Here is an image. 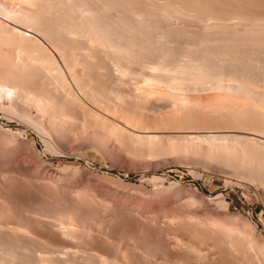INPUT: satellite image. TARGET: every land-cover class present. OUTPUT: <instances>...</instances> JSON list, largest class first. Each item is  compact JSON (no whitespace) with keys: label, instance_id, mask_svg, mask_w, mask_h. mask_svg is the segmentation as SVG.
<instances>
[{"label":"rangeland","instance_id":"374dc122","mask_svg":"<svg viewBox=\"0 0 264 264\" xmlns=\"http://www.w3.org/2000/svg\"><path fill=\"white\" fill-rule=\"evenodd\" d=\"M0 1H1V4L2 3L7 4V5H2L0 7V8L3 7L2 9H0V39L2 38L0 40V42H4V43H0V51H1L0 52V61H1L0 65L3 64V67L0 66V71L2 70L0 72V74H2V76L4 75L5 77L9 76L7 78H5V77L4 78L5 79H11V81L6 80L7 84H9L10 87L14 86L16 84L15 82H18V81L23 79L22 81H20V84H19V82L16 84V87L20 85L19 89H21V91H23L25 94H27L28 97L31 96V98H26V99H30V101H28V102L31 104H29L26 101V99H24L27 103L26 108L27 109L30 108V109H28L29 110L28 112H31L30 117L23 115L24 113H23L22 109L20 107L18 108L17 106H15L14 103H12V100H10L11 96H9L8 94L3 95V97L0 96V191H1V193H0V231H1L0 232V254H1L0 260L1 259L3 260V262H2V260L0 261V264H1V262H2V264H9V263L11 264V262H10L11 260H12V264H18V262H20V264H27L28 262H30L28 264H44V263L48 264L49 262H50L49 264H57L56 261L58 262V264L59 263H61V264H63V263L64 264H78V262H79V264H96V263L102 264V263H100L102 261H103V264H118V263L119 264H151V263H153V264H167V263L168 264H264V152L252 144H251L252 147H250V144L246 145V144H243L242 142L239 143L240 141H236V143H235V140H234L233 142H231V137H229L230 139L227 137H226L227 139H224V137L223 138L222 137H219V138L216 137V138H218V139L214 138L217 140V141L214 140L216 142H212L211 141L212 139H210L211 138L210 134H212L214 132L216 133V130H217V132L218 131L223 132V129L224 130L227 129L225 131H228V128H229V131H233L234 127H235L234 130L240 129L239 128L240 125H242L241 128H244L247 126L249 129V127H250L251 131H255V132H258V131H256L258 129L259 133H260V130L264 129V126H263V128H261L263 125V123H261V122H264V119L259 117L262 115V113H261V111L263 110L262 108H264V102H262V101H264V97H263V99L261 98L264 95L263 92L260 95L261 92L260 91L258 92V90L248 89V90H251L253 92L247 91L245 89L239 88L238 84H236V83L235 84L233 82L230 83L231 81H229V80H227V81L225 80L223 83V86H220L217 84L215 85V82L212 84V82L210 80H209L210 83H209V81H208V83L204 82L205 85L203 82L202 83H195L193 85L194 82L192 83V81L185 76H183L184 78L181 76L179 78V80L181 82H178V84H180V85L177 84L175 86L174 85L170 86L169 82H166L167 83L166 84L164 81H163L164 83L160 82L161 84L159 83V85L155 83L158 81H155V82L149 81L150 83L146 82L147 81L146 78L150 77V75L148 76V73H150V74L155 73L154 71L156 69H152L151 67H154V65L156 64V61L160 62V60L161 61L165 60V62L169 63V65H171V64L173 65V63H174V65L177 63H187L190 60L189 59L190 57L194 58V59L198 58L199 60L202 58L201 60H203L204 57L207 58V54L212 55V54H210V52L212 53L214 51L216 53L218 52L217 56H220V54H222L221 55V57H222L223 52L225 53V51H226V53H228V51H229V53L236 52L237 51L236 47L240 51L242 49V52L237 51L240 53L239 56H242V57L245 56V58L251 57L250 59L254 58V60H256V59L259 60V57H260V59L262 57V60H263L264 59V47H263L264 46V30H262V28H260V27L264 28V26H263L264 25V16H263V14H264V8H263L264 7V0H255V1L254 0H252V1L251 0L250 1L249 0H245V1H243V0H238V1L236 0L235 1L234 0V2H233V0H231L230 2H229V0L228 1L220 0V1H217V3L222 2V4H220V3H219L220 5L218 4L219 6L217 5L216 1L213 0V1H215L216 8H218V9H215V7H214L215 3L212 1L210 3L209 0L208 1L205 0V2L203 0L201 2H200V0H196V1H194V0H192V1L181 0V1H184L183 3L180 2V0L179 1L178 0H170V1L169 0H158V1L157 0L156 1L150 0L152 3L149 0H132V1L131 0H125V1L124 0H117V1L115 0L116 4H114V5H113V3H115L114 0H111V1L110 0H100V1L91 0V5H90L91 8L94 7L93 11L95 13L98 10L97 13H99V20L102 19V21L101 20L100 21L103 22L102 24H104L103 28L101 26L102 30L105 31L104 29H106V28H104V26L105 27H108V26L113 27V28L109 27L106 30L111 32V33H108V31H107L108 37L110 36V40H112V44L114 43L113 44L114 46L109 45L108 48H106L107 47L106 46L104 49L103 48L104 46H102V44H100L101 48H98L99 50L97 49V47H100L99 45L97 47H94L97 50L94 48H90V47L87 50L86 46L88 47V45H87V43L85 45V41H84V39H85L87 42L86 34H84L85 36L78 35L79 39L78 38L76 39L78 42L75 41V43L73 44V42H71L73 39L67 37L65 34H63L61 36V33H59L60 30L57 29L58 25L56 23L54 24V21L58 22L57 21L58 19H59V24H61L62 21H64V22L66 21V23H67V21H69V18H70L71 19L70 21L73 22L72 23L69 21L70 24L72 23V25H70V26L76 25V26L80 27V24L86 23L87 20L88 21L93 20L94 19L93 12L92 11L90 13L87 12V11H90L89 10L90 7L87 6V8H86L84 2H78V0L77 1L72 0L73 1V3H72V1H70V0H69L70 2H66L67 0H60L62 3L61 4L59 0H56L55 2H54V0H53V2H52V0H48V3H47V0H45V4H48V5H45V4L42 5L39 2H38V4H36L37 0H34L35 2H33V3H30L28 0H26V2H23L24 0H18V1L17 0H9L12 2V4H11V2H9V4H8L7 3L8 0H0ZM42 1H44V0H42ZM74 1L77 2V6L78 5L80 6V7H76L78 9V11H76V12H75V10H77V9L75 8ZM82 1H84V0H82ZM167 1H169V3H171L172 5L169 4ZM186 1L191 2V5H193L195 2H197V3L199 2L200 6H199V4L195 3V5L197 6L196 8L199 10L202 9L204 13L202 11L201 12L204 14V16L207 15V13L212 12L213 8L215 9L216 12L221 10L222 7H224V8H223V10H221V13H222V14H220L221 17L219 15H218L219 17H217V15H214V13H216L214 11H213L214 13L213 12L211 13L213 16L216 17L215 21H214V18H212L213 20L211 19V17H212V16H210L211 14H208L210 18L207 15V17L209 19L207 17H205V18L199 17L200 11H198L195 8V6H192L193 9L191 7H189L191 5H190V3L188 5V3ZM206 1L208 3H206ZM240 1L242 4L236 5V2H238L237 4H239ZM20 2H22V3H20ZM31 2H32V0H31ZM65 2H66V4H65ZM96 2H98V3H96ZM123 2H125L126 4ZM179 2L181 4H185L187 6L181 5ZM203 2L206 3L207 5L204 4ZM223 2H225V3H223ZM250 2H252V4H255V5L250 4ZM52 3H55V4H52ZM58 3H60V4H58ZM67 3H69V4H67ZM82 3H83V5H82ZM93 3H95V4L93 5ZM101 3H102V5H101ZM131 3H132V5H131ZM137 3H139V5ZM158 3L161 4L162 6L159 5ZM166 3H168L169 7ZM176 3H178V4H176ZM212 3H214V5H212ZM27 4H29V5L27 6ZM34 4H35V6H34ZM121 4H123V5H121ZM144 4H146V5H144ZM154 4L157 5L158 7L155 6ZM163 4L164 5L166 4L165 5L166 8H165V6H163ZM173 4H175V6ZM209 4H211V5H209ZM224 4H226L227 6L229 4H231V5L234 4L232 6H234V7L236 6L235 9L239 10L238 12L241 13V14L240 13L239 14L238 13L231 14L229 12L231 14L229 16L230 20L233 18L235 20V22H233L234 20L229 22V18H228L229 13L227 14V12H226L227 15L225 16V19H224L223 16L225 15V13H223L222 11L225 12L228 9V7H226V5H224ZM67 5H68V9L69 8L73 9V6H74V8H75V10L73 9L74 13L71 9L70 10L72 11V13L70 10H69V12H67V10H68V9H66ZM117 5L119 7H121V9ZM149 5H151V6H149ZM170 5H171V8H170ZM202 5H204V6H202ZM205 5L207 7H213V8H205V10H204V7H206ZM221 5H223V6H221ZM248 5H250L251 7ZM6 6L8 8L11 7L12 9H10V8L4 9ZM63 6L65 7V9L62 11V8H64ZM113 6L115 7V9L118 8L117 9L118 11L115 10L113 8ZM154 6H155L154 12H150V11H153ZM173 6L174 7L178 6V8L176 7L177 9H175V8H173ZM184 6L187 9H185ZM201 6L203 8H201ZM232 6L229 5L230 11L235 10L234 8L232 9ZM237 6H241V9H240V7H237ZM22 7H23V10L21 11ZM46 7L49 10H47ZM97 7H100V8H97ZM106 7H108L109 9ZM156 7H157V9H156ZM159 7H160V9H159ZM179 7H181V8L183 7L182 9L185 10L186 16H184L185 14H182V13H184V11H181L182 9L180 10ZM254 7H255V9H254ZM257 7H259V9ZM85 8L88 10H85ZM129 8H130V10H129ZM164 8H165V10H164ZM169 8H170V10H169L170 13L168 11ZM194 8H195V10H194ZM225 8H227V9H225ZM243 8H245V9H243ZM110 9H113V11ZM122 9H126V11H124ZM127 9L129 10V12L127 11ZM135 9H136V11H135ZM141 9H142V11H141ZM144 9H146L145 10L146 12L144 11ZM207 9H211L212 11L207 10ZM79 10H80V12H79ZM108 10H110V11H108ZM120 10H121V12H120ZM158 10L161 11V13ZM193 10H194V12H193ZM237 10H235V11L237 12ZM247 10L251 12V13L249 12L251 14V17H250V14L247 12ZM106 11H108L109 13ZM137 11L141 15L138 14ZM155 11L157 13H155ZM174 11H175V16H174ZM178 11L182 12L179 14L180 16L177 15ZM195 11H197L198 14L195 13ZM31 12H32V14H31ZM48 12H49V14H46ZM63 12H64V14H63ZM65 12H67L66 14L68 15L67 16L68 18H66ZM78 12H79L80 16H79ZM86 12L89 13L90 15L87 14ZM117 12L120 13L121 16L123 15L122 16L123 18H121L120 14H117ZM144 12L147 13L145 18H144V16H142V14L145 15ZM191 12L193 13V15L188 16L187 14L188 13L192 14ZM51 13H54L53 14L54 16H52ZM69 13L72 15H70ZM76 13L79 17V18L77 17L78 19L74 18L75 16H77ZM102 13H104V14L102 15ZM125 13H128L127 15L129 16L130 19L128 18V16ZM133 13H135V14L137 13L139 16L135 17L134 16L135 14H133ZM148 13L149 14L153 13L155 15V17H156L155 21L153 19L154 18L153 14L152 15L150 14L151 15L150 16ZM171 13H173V14H171ZM202 13H200V16H202L201 15ZM219 13H220V11L218 12V14ZM242 13H244L245 17L242 16L243 15ZM165 14H166V16H165ZM14 15H15V17H14ZM27 15H29L30 17ZM32 15L35 16L36 18L35 17L33 18ZM49 15H50V18H49ZM63 15H64V17H63ZM109 15H110V17H108ZM113 15H115V16H113ZM147 15H148V17H147ZM156 15H159L160 18ZM170 15H171V17H173L172 18L173 21L169 17ZM196 15H198V16H196ZM18 16L21 18L24 16L26 19L25 18L21 19ZM40 16L44 17V19L41 18ZM71 16L73 17V19ZM192 16H194V17H192ZM231 16H232V18H231ZM236 16H237V19H235ZM239 16H241V18ZM17 17H18V19H17ZM39 17L41 20H39ZM55 17L57 18V20L55 19ZM80 17L84 20H82ZM84 17H86L88 19H86ZM151 17H152V19H151ZM185 17L187 20L184 19ZM222 17H223L224 21L219 20V18L222 19ZM249 17H250V19H249ZM256 17H258V18H256ZM90 18H92V19H90ZM135 18L136 19L138 18L139 21H138V19L136 20ZM157 18H159V19H157ZM166 18H167V20L169 19L167 21V24H169V25L165 24L164 20H166ZM179 18H182L184 21L185 20L186 21L182 22L183 20L179 19ZM194 18H195V20H192ZM206 18L209 22L207 20H206L207 22L204 21ZM30 19H32V20H30ZM45 19H47V20H45ZM134 19H135V21H134ZM170 19H171V21H170ZM217 19L222 22V23L221 22L219 23L221 25L224 24L225 21H226L225 24H227L228 22L230 24H232V23L233 24L232 25H228V24L225 25L224 24L227 27L222 25L225 28H223L220 25V27L223 28V29H221L222 31H220L219 25L218 26L215 25L217 22H219ZM252 19L253 20L255 19L254 21L256 23L254 22V24H253ZM256 19H258V20H256ZM42 20H43V22L45 20V22L47 24H45V22L41 23ZM49 20H51L53 22L50 24L51 21H49ZM108 20H109V24H108ZM114 20H115V22H114ZM120 20H121V22H120ZM147 20H148V22H147ZM160 20L162 22H160ZM178 20H180V23ZM111 21H113L115 24L114 23L112 24ZM187 21H189V23H191V24H187L188 23ZM200 21H203L204 23L200 22ZM239 21H241L240 23L242 25L241 24L237 25L239 23ZM242 21H244L243 23H245V26L247 25L250 27L246 28V29H245V27L243 28ZM246 21L250 22L251 25H250V23H247ZM262 21H263V23H261ZM31 22H32V24H31ZM34 22H36V23H34ZM64 22H62V24H65ZM75 22H77L78 24ZM142 22L145 25H142ZM170 22H171V25H170ZM174 22L176 24H178L179 26L176 25ZM195 22L196 23L199 22L198 24H201V25H197ZM205 22H206V24H205ZM127 23H128V25H127ZM133 23H135L139 27H137ZM139 23H140V25H139ZM152 23H154L155 25ZM208 23H209V26L207 25ZM23 24H24V26H23ZM43 24H45V26L48 25V27H44ZM180 24H181V26H180ZM210 24H211V26H210ZM212 24H214L215 27L216 26L217 27L215 28ZM34 25H35V28H34ZM36 25H37V27H36ZM49 25H52V26H49ZM117 25H119V27ZM123 25H124V27H122ZM133 25H134V27H133ZM150 25L153 26L154 29H151L152 27ZM163 25L164 26L167 25V26L163 27ZM194 25H196V26H194ZM203 25H204V27L202 28L201 26H203ZM254 25L257 27L253 28L252 26H254ZM260 25H262V26H260ZM29 26H31V27H29ZM144 26H146V28ZM173 26H174V28H172ZM185 26H186V28H185ZM191 26H193V27H191ZM228 26H230V27H228ZM240 26H241V28H239ZM258 26H260V27H258ZM19 27H20V29H23L24 31H27V32L23 33V32L18 31L17 29ZM114 27H116V28L114 29ZM169 27H171V28H169ZM218 27H219V29H218ZM231 27H233L234 29H232ZM7 28H8V30H7ZM31 28H33V29H31ZM42 28L46 29V30H43ZM122 28L123 29L125 28V30H122ZM160 28H161V30H160ZM163 28H165L164 30H170L167 32L165 31L166 34H168V33H170V34L166 35L164 33V31L162 30ZM226 28H229V30ZM230 28H231V30H230ZM250 28L252 30H250ZM257 28H260V30H262V31H260L259 29L257 30ZM40 29L43 31V34H42V31H40ZM118 29L120 31H118ZM143 29H144V32H143ZM208 29L210 31H208ZM12 30H14V31H12ZM50 30H52V31H50ZM134 30H136L137 32ZM139 30H140V32H139ZM145 30H147V31H145ZM153 30H155V31H153ZM176 30H177V32L179 31V33H177ZM194 30H196L195 31L196 34L193 32ZM225 30H227V31H225ZM244 30L246 31V34H244L245 33ZM253 30H254V32H253ZM45 31L46 32H52L53 36L56 35L55 37H53V41L52 40L49 41V39H52V36H51V38H50V36L48 38V36H46ZM53 31H55V32H53ZM97 31H98V29H97ZM125 31H126V33L129 32L127 34V36L125 35L126 33H124ZM148 31L149 32L151 31L150 33H152L155 36L152 37V34H150ZM183 31H185V32H183ZM203 31H206V32H203ZM217 31L219 33H216ZM39 32H41V33H39ZM44 32H45V34H44ZM200 32H203L204 34L200 33ZM210 32H215L216 34L215 33L209 34ZM220 32H221V34H220ZM92 33H93V35L90 34V35H92V38L98 37V35H96L97 33L95 30ZM131 33H134V34L132 35ZM141 33L143 35H141ZM156 33H158L157 36H156ZM159 33H160V35H159ZM173 33H174V35L176 34L177 36H179V35H181V36L180 37H177L176 35L174 36ZM185 33H187V34L189 33L192 35L186 34L184 36L183 34H185ZM197 33L199 34V36ZM227 33H229L231 35H229ZM232 33H235V35ZM260 33H261V36H260ZM58 34L61 36V38ZM94 34L96 35V37ZM205 34L207 36H205ZM212 34L214 36L215 41H214L213 37L211 38ZM217 34H219L220 36L222 35V36L218 37ZM248 34H250V35L252 34L251 37H254V38L251 39V37H249L250 35H248ZM3 35H5V37ZM90 35H88V36L90 37ZM119 35L121 36L120 39L123 38L122 40L119 39V37H120ZM209 35H211V36L209 37ZM215 35L217 36L218 41L221 38L220 40H223V41L225 40V42L220 41V42H222V44L220 42H219L220 44L218 43L219 45L216 44L217 38H215ZM227 35H229L230 38L232 37L231 38L232 40H230V38ZM232 35H234V36H232ZM240 35H243V37H244V38H242V40H241ZM36 36H38V37H36ZM168 36H169V38H168ZM188 36L189 37L192 36V37H190V39L195 38V40L193 39L195 42H193L191 39L192 44L190 42L188 43L187 39L190 41ZM63 37H65L66 39H64ZM115 37H117V38H115ZM156 37L158 38V40ZM181 37H183V38H181ZM258 37L260 39H262L261 40L262 42L258 39ZM129 38H131L130 40H132V39L133 40L130 41ZM150 38L152 39V41ZM154 38H155V40H154ZM184 38L186 39V41ZM197 38H198V40H197ZM239 38H240V40H239ZM255 38H257V41H255V43H252V42H254ZM3 39H5V40L3 41ZM97 39H99V37ZM117 39H118V42H117ZM134 39H135V41H134ZM203 39L205 41L209 39L208 44L206 43V45H208L207 48L205 47L206 46L205 43L203 44V42H205ZM243 39L244 40L246 39V40L244 41ZM60 40H62L61 41L62 43L59 44ZM144 40H145V42H144ZM171 40L173 41V43ZM211 40L213 41V45L211 44L212 43ZM234 40L235 41L239 40L237 42L238 44ZM14 41H15V43H14ZM51 41L54 44H52ZM56 41H58V43H56ZM68 41H69V43H68ZM113 41H115V42H113ZM156 41H158V42H156ZM228 41H230V42L234 41L237 44V46H236V44L234 45L233 42L230 43ZM243 41L245 43H243ZM80 42L82 43V45L81 44L78 45V43H80ZM124 42H127V43H124ZM135 42H137V43H135ZM176 42L177 43L180 42V43L176 44ZM200 42H202V43H200ZM35 43H38V45L37 44L35 45ZM46 43H47V45H46ZM122 43L125 44V45L123 44V46H125V47L122 48L124 51L122 50L119 52V51H117L118 49L115 46L117 44H119V46H122ZM128 43H130V44H128ZM150 43H153V44L156 43V44L152 45ZM227 43H228V45H226ZM229 43H230V45H229ZM241 43H242V45H241ZM69 44H71L72 46ZM131 44H133V45H131ZM134 44H136V45H134ZM137 44H139V45H137ZM160 44H162V45H160ZM171 44L175 45V46L170 47ZM261 44H262V46H261ZM54 45H56V48L58 50L55 48ZM64 45H66V46H64ZM147 45H149V46L147 47ZM177 45L179 46V49H178ZM192 45L194 47H196L197 50H196V48L194 49V47H192ZM203 45H205V46H203ZM61 46L63 47V49ZM126 46H128L130 49H132V51H128ZM137 46H139V48ZM199 46H200V48H199ZM233 46L236 50L233 48ZM256 46H257V48H256ZM180 47H181V52H179ZM201 47H205V48H201ZM227 47H230V48H227ZM125 48L127 51L125 50ZM147 48H150V50ZM173 48H174V50L172 51ZM212 48H214V49H212ZM250 48H252V49H250ZM91 49H93V50H91ZM101 49H103V52L101 51ZM152 49H153V51L151 52ZM168 49L171 51H169ZM175 49L177 50L179 55L176 54L177 52L175 51ZM71 50H73V51H71ZM75 50H76V52H75ZM104 50L106 51L105 53H104ZM107 50H108V52H107ZM186 50H188L190 52L188 53V51H186ZM61 51H63V52H61ZM83 51L85 52V54ZM111 51H114V52H111ZM116 51H117V54L115 53ZM121 52H123V53H121ZM135 52L138 54H136ZM169 52H170V54H169ZM171 52H174V53H171ZM191 52L193 53L194 56L191 55L192 54ZM12 53H13V55H12ZM61 53H63V55ZM71 53L74 55H72ZM87 53H89V56ZM108 53L109 54L111 53L114 55L112 56L111 54L109 55ZM119 53H120V55H119ZM140 53H141V55L139 56ZM165 53H167V54L165 55ZM78 54H79V56H77ZM103 54H105V55H103ZM106 54H107V56H106ZM144 54H147V55H144ZM149 54H151V55H149ZM251 54H253V55H251ZM41 55H44V57ZM48 55L49 56L52 55V56L47 58L46 56H48ZM61 55L63 56L64 61L62 60ZM136 55H138V56L136 57ZM189 55H191V56L188 57ZM256 55L258 58H255ZM132 56H133V58H132ZM163 56L165 57V59H163ZM180 56H182V57L180 58ZM252 56H253V58H252ZM14 57H15V59H14ZM39 57H41V58H39ZM107 57H109L108 58L109 60L107 59ZM123 57H124V59H123ZM138 57H140L139 59H141V60H139ZM154 57H156V58H154ZM167 57H169V58H167ZM171 57L175 58V59H172ZM5 58L7 60H5ZM52 58H53V61H55L53 63H51ZM55 58L57 61L54 60ZM66 58H68V59L66 60ZM86 58H88V59H86ZM100 58H102V59L100 60ZM119 58H121V59L119 60ZM148 58H150L149 60H151V61H149ZM159 58H160V60H159ZM185 58H186V60H187V58L189 60L186 61V60H184ZM89 59H91L92 62ZM133 59H134V61H133ZM178 59H179V61H178ZM8 60L10 62H8ZM31 60H32V62H31ZM112 60H113V62H112ZM123 60H124V62H123ZM174 60H175V62H173ZM180 60H181V62H180ZM225 60L226 61H224L223 63H225V62L229 63L228 59H225ZM239 60H242V59H239ZM239 60L236 59V61H237L236 62L233 59L232 60L233 63L231 61H230V63H232V64H234V62L237 64H238V62L241 63V61H239ZM125 61L126 62L128 61V62L126 63ZM138 61H140V62L137 63ZM145 61L149 62V63H145ZM43 62H45V63H43ZM47 62L50 64H48ZM82 62H84V63H82ZM95 62H96V64H95ZM105 62H107L106 65H105ZM115 62H117L118 64H116ZM154 62H155V64H154ZM15 63H16V65H15ZM37 63H39V64H37ZM55 63H57L58 65ZM103 63H104V65H103ZM114 63H115V65H114ZM121 64H124V65H121ZM135 64H137V65H135ZM139 64H141V65H139ZM148 64L151 65V67H149ZM5 65H7V66H5ZM107 65L109 67L111 66L109 68L110 70L108 69ZM10 66H12L13 68ZM58 66H61V67L58 68ZM82 66H84V67H82ZM37 67H39L38 68L39 71L37 70ZM51 67H52V69H51ZM146 67H148L149 69ZM17 68H20L21 70L20 69L17 70ZM33 68H35V70ZM98 68H102V69H100L101 72L98 70ZM116 68H118V69H116ZM119 68L121 70L123 69L122 70L123 72H124V70H125V73L127 72L126 74L124 73L125 75H122L123 77L121 76V78L119 77L120 76L119 74H120V72L122 73V71ZM132 68H134V69H132ZM139 68L140 69L143 68L144 70L142 69V71L144 73ZM7 69H9L8 71H10L11 74H9L10 72H8V71L6 73ZM49 69H51L52 71ZM60 69L62 70V72ZM126 69H127V71H126ZM115 70H117V71H115ZM118 70H119V72H118ZM145 70H147V71H145ZM31 71H33L35 73V75L37 74L36 72H38L39 79L37 78L38 74H37V76H35L34 73ZM40 71L43 72L42 77L40 76L41 75ZM50 71L52 72V74ZM12 72L14 75H12ZM44 72H45V75H44ZM109 72H110V74H109ZM117 72H118V74H117ZM46 73H47V75H46ZM106 73H108L109 75L108 74L106 75ZM127 74H130V75H127ZM141 74L143 77L145 75L147 76V77L146 76L144 77L146 79V81H144L145 79L142 78ZM21 75H23V76H21ZM28 76L31 78H29ZM44 76L46 79L43 78ZM62 76H63V78H61ZM50 77H52V78H50ZM64 77L66 79H64ZM131 77H133V78H131ZM16 78L19 80H17ZM125 78H126V80H125ZM140 79H143V80H140ZM26 80H28V81H26ZM138 80L140 82H138ZM148 80H149V78H148ZM1 81L3 82V78H0V90L2 89V86L4 85ZM6 81H5V83H6ZM12 81H15L14 82L15 84H13ZM29 81H31V82L28 83ZM114 81H116V82H114ZM187 81L188 82L190 81V82L186 83ZM263 81H264L263 79H262V82L260 81V85H261V83H263ZM8 82H12V83H8ZM21 82H23L22 84H25L27 82L28 84L27 83L26 84L30 88L27 85H24L25 88H23V85L21 87ZM109 82H111V83H109ZM145 82L148 85L152 84V86L149 85V87L145 86V88H144L143 85H145L144 84ZM41 83H42V85H41ZM121 83L123 85L124 84L125 85L123 86ZM126 83H127V85H126ZM185 83L188 85V87H186L187 85ZM190 83L192 85H190ZM7 84H5V86ZM11 84H12V86H11ZM182 84H184L185 87L182 86ZM200 84H201V86H198V87L196 86V85H200ZM229 84L232 86H230ZM9 85H7L6 87L9 88ZM46 85H49V86H46ZM129 85L131 88L129 87ZM168 85H169V87H168ZM214 86H216V87H214ZM26 87H28V89ZM67 87H70V88L68 89ZM135 87H137V88H135ZM153 87L154 88L156 87L155 88L156 90ZM163 87H165V88H163ZM180 87H181V89H180ZM227 87H230L229 88L230 90ZM151 88H152V90H151L152 93H150V94L146 93L147 90L151 89ZM260 88L264 89V87H262V85ZM260 88H259V90H261ZM23 89L25 91H28L29 93L25 92ZM42 89H43L44 93H43ZM49 90H50V92H49ZM108 90H111V91H108ZM116 90H117V92H116ZM127 90L129 93L127 92ZM138 90H139V92L137 93L136 91H138ZM113 91H115V92H113ZM122 92L126 93V94H123ZM232 92H234V93H232ZM255 92H258V93H255ZM113 93H116V94L113 95ZM119 93H121V94H119ZM133 93H134V95H136V97L133 95ZM142 93H146V94H142ZM254 93L257 95H254ZM49 94L52 97H50ZM98 94H100V95H98ZM147 94L150 95L151 97L150 96L148 97ZM38 95H39V97H38ZM124 95L125 96L128 95V96H126V98H125ZM258 95H260L261 97ZM32 96H34V97H32ZM36 96H37V99H36ZM42 96H44V97H42ZM40 97H41V99H40ZM120 97H122V98H120ZM144 97H145V99H144ZM256 97H258V98H256ZM6 98H8V99H6ZM218 98H220V99H218ZM31 99H33L35 101V103ZM50 99L52 102L50 101ZM93 99L95 100V102ZM148 99L150 101H148ZM260 99H262V100H260ZM96 101H97V103H96ZM215 101L217 102V104ZM221 101H223V103ZM254 101H255V104H254ZM60 102H63V105H61ZM105 104H107V105H105ZM202 104H204V105H202ZM219 104H221V105H219ZM44 105H45V107H44ZM227 105L229 106V109L232 107V110L231 109L228 110ZM241 105H242V107H241ZM250 105H251V107H250ZM256 105H258V106H256ZM94 106L96 107L95 110L97 112L95 110L91 109V107H94ZM246 106L249 108H252V106H253V109L255 107L256 108L262 107L261 108L262 110L260 108L258 109L259 112L261 113V115L256 114V113H258L257 112L258 110L255 111L256 112L255 115H257L259 117V118H257V116H256L257 120H255L256 118L254 116V112L253 113L251 112V114H253V116L250 115V110L254 111L256 108L254 110L248 109L249 113H247L246 112L247 110H245V108L247 109ZM239 108H241L242 111H245L246 114H245V112L240 113L241 112L240 111L239 112L240 116L237 117L238 112H235V111H236V109H237V111L240 110ZM243 108H244V110H243ZM65 109H67V110H65ZM99 111L103 116H107L108 121L99 117L101 115L99 113ZM227 111H230V112L228 113ZM41 112H43V113H41ZM126 113H127V116H126ZM242 114H245V115H242ZM36 116L40 119V121H42L41 124L42 125L44 124L45 128L41 124H40L41 126H38V125L36 126V124H34L35 126L33 125V123H32L33 119L32 118L36 117ZM69 116H71V117H69ZM233 116L235 117L236 121H237V118H239L241 121L240 123H244L246 119L248 120V121L246 120L248 123L250 122V120L246 117L242 118L244 121V122H242L241 117H243V116H248V117L251 116V117H254L255 119L252 120L253 119L252 118L249 125H248V123H246L247 125L246 124L243 125V124H240L239 121L236 122L235 120H232V119H234ZM93 118H94V120H93ZM258 119H260V121H261V119H263V120L261 122H259ZM76 120H77V122H76ZM79 120H81V121H79ZM105 121H106V123H105ZM164 121H166V122H164ZM233 121L237 124H234ZM252 121H255L257 123L252 122ZM87 122H89V123H87ZM156 123H157V125H156ZM49 124L50 125L54 124V125L50 126ZM87 124H90V125H87ZM91 124H93V125H91ZM48 125L50 126V128L52 130L50 133H48L47 130H46L47 132L45 131V129L48 128ZM237 125H239L238 128H236ZM57 127H58V129H57ZM186 128H187L188 132L195 129V130L202 131V133H207L208 136H207V134L201 136L200 138L199 137L193 138V137L187 136L188 132H187ZM63 129H65V130H63ZM142 130L154 131L155 136L152 138H146V137L143 138L142 136L138 135L140 133V131H142ZM57 131H58V133H57ZM263 132H264V130L262 131V133ZM54 133H56L57 135H60V136L54 135ZM65 133H67V134H65ZM68 133L69 134L71 133L70 134L71 136ZM48 134L51 136H49ZM83 134H84V136H83ZM52 135H54V136L52 137ZM263 135H264V133H263ZM49 137H51V138H49ZM93 137H95V138H93ZM186 138H187V140H186ZM72 139H74V140H72ZM156 139H158V140H156ZM196 139H197V141H195ZM200 140H201V142H200ZM206 140L208 142L209 141H211V142L208 143ZM227 140H229V141H227ZM60 141L63 142V145L60 144V143H62ZM75 142H77V143H75ZM151 143L152 144L154 143V144L152 145ZM156 143L159 145H157ZM225 143L227 146L225 145ZM154 145L156 148L154 147ZM164 146H165V149H164ZM248 146L250 149L248 148ZM161 147H163L162 150H160ZM195 147H196V149H194ZM227 147H228V149H227ZM224 148H226V149H224ZM231 148H234V149H231ZM235 149H237L238 151ZM256 149H258L260 152L258 150L256 151ZM233 150H235V151H233ZM249 150H251V151H249ZM231 151H233V152H231ZM229 152H231V153H229ZM261 152H262V154H261ZM211 155H212V157H211ZM249 155L250 156L255 155V157L251 158ZM225 157L228 159H226ZM256 157H257V159H256ZM254 161H255V163H254ZM261 163L263 165H261ZM1 170H2V172H1ZM260 172L263 173L262 174L263 176L260 174ZM5 173L6 174L8 173V174L6 175ZM3 175H4V177H3ZM9 175H11V176H9ZM40 180H41V182H40ZM7 197H9V198H7ZM95 201H97V202H95ZM54 204H56V205H54ZM66 205H67V207H66ZM56 210L59 212H57ZM62 211H63V213H62ZM42 212H43V214H42ZM17 215H18V217H17ZM20 215H21V218H20ZM15 218H16V220H15ZM49 220H50V222H49ZM70 223H71V225H70ZM75 225H77V226H75ZM10 227H13V228H10ZM16 227H17V229H16ZM63 228L64 229L66 228L67 230L65 229L66 230L65 231ZM22 229H24V230H22ZM70 229H72L73 232H71L72 230H70ZM63 232H65V233H63ZM24 233L27 235H24ZM66 234H67V236H66ZM81 234H83V235H81ZM20 235H21V237H20ZM29 235H32V236H29ZM69 235H70V237H69ZM61 236H63V237H61ZM6 237H7V240H6ZM8 238H10V239H8ZM76 238H78L77 239L78 241L76 240ZM234 239H236V240L234 241ZM1 240H2V242H1ZM3 240H4V242H3ZM5 240H6V243H5ZM7 241H9V242H7ZM12 241H13V243H12ZM14 241H16V242H14ZM31 242H33V243H31ZM43 242H45V243H43ZM114 242H115V244H114ZM15 243L16 244L18 243V245H16ZM6 244H7V246H6ZM21 244H23L24 246L22 245L23 246L22 247ZM27 246H29V247H27ZM48 246L50 249L48 248ZM190 246H193V247H190ZM231 246H233V247H231ZM30 247H32V248H30ZM35 247L37 249L36 253L34 251ZM53 247L55 248L56 252L54 251ZM27 249H30V250H27ZM118 249L120 251H118ZM231 249H232V251H231ZM12 250H14V251H12ZM42 250H43V252H42ZM5 252H6V254H5ZM51 252L53 254H51ZM40 253H41V255H40ZM2 254H3V256H2ZM118 254H120V255H118ZM42 255L43 256L46 255L45 257H47L48 263H47V261H45L46 259H44V257ZM1 256H2V258H1ZM5 257H7V258H5ZM57 257L59 259L56 260ZM11 258H13V259H11ZM49 258H51V260H49ZM81 258H82V260H81ZM89 258L91 261L93 260L92 261L93 263H91V262L89 263ZM6 259H8L9 261ZM38 260H39V262H38ZM59 260H61V262ZM40 261H41V263H40ZM72 261H73V263H72ZM75 261H76V263H75ZM4 262H6V263H4Z\"/></svg>","mask_w":264,"mask_h":264},{"label":"bare ground","instance_id":"6f19581e","mask_svg":"<svg viewBox=\"0 0 264 264\" xmlns=\"http://www.w3.org/2000/svg\"><path fill=\"white\" fill-rule=\"evenodd\" d=\"M17 1H18V0H17ZM28 1H29L30 3L35 2L34 0H32V2H31V0H28ZM41 1H42V0H41ZM41 1H40V0L38 1V0H37V3H36V4H38V2H39V3H41L42 5H44V4H45V0L42 1L43 3H42ZM55 1H56V0H54V2H55ZM59 1H60V0H59ZM70 1H72V0H70ZM70 1L67 0L66 2H70ZM76 1H77V0H76ZM98 1H100V0H98ZM110 1H111V0H110ZM110 1H109V2H110ZM116 1H117V0H116ZM124 1H125V0H124ZM131 1H132V0H131ZM131 1H130V2H131ZM149 1H150V0H149ZM152 1H153V0H152ZM155 1H156V0H155ZM157 1H158V0H157ZM169 1H170V0H169ZM169 1H167V2L169 3ZM178 1H179V0H178ZM178 1H177V2H178ZM188 1H189V0H188ZM190 1H192V0H190ZM194 1H196V0H194ZM201 1H202V0H200V2H201ZM203 1L205 2V0H203ZM207 1H208V0H207ZM207 1H206V3H208ZM209 1H210V3H211V1L214 2V3H215V1H216V3H217V1H220V0H215V1H213V0H209ZM222 1H223V0H222ZM226 1H228V0H226ZM230 1H231V0H229V2H230ZM235 1H236V0H235ZM237 1H238V0H237ZM243 1H245V0H243ZM249 1H250V0H249ZM251 1H252V0H251ZM254 1H255V0H254ZM3 2H4V1H3ZM9 2H11V1L8 0L7 3L9 4ZM23 2H26V0H24ZM52 2H53V0H52ZM66 2H65V4H66ZM78 2H84L86 8H87V6L91 8V6H90V5H91V0H84V1H82V0H81V1L78 0ZM103 2H104V1H103ZM105 2H106V1H105ZM114 2H115V0H114ZM120 2H121V1H120ZM135 2H136V1H135ZM137 2H138V1H137ZM150 2H151V1H150ZM150 2H149V3H150ZM159 2H160V1H159ZM163 2H164V1H163ZM180 2L183 3L184 1H181V0H180ZM180 2H179V3H180ZM186 2H187V1H186ZM204 2H203V3H204ZM229 2H228V3H229ZM233 2H234V0H233ZM233 2H232V3H233ZM247 2H248V1H247ZM257 2H258V1H257ZM261 2H262V1H261ZM20 3H22V2H20ZM27 3H28V2H27ZM30 3H29V4H30ZM47 3H48V0H47ZM60 3H61V1H60ZM60 3H58V4H60ZM72 3H73V1H72ZM74 3H75V8H76V7H80L79 5L77 6V2L74 1ZM96 3H98V2H96ZM107 3H108V2H107ZM118 3H119V2H118ZM123 3H125V2H123ZM147 3H148V2H147ZM151 3H152V2H151ZM154 3H155V2H154ZM168 3H166V4L168 5ZM174 3H175V2H174ZM187 3H188V5H189V3H190V5H191V2H187ZM187 3H186V4H187ZM193 3H194V2H193ZM195 3H196V4H199V2H198V3L195 2ZM195 3H194L193 5H191V6H189V7L192 8V6H195V8H196L197 6L195 5ZM203 3H202V4H203ZM206 3H204V4H206ZM214 3H212V5H214ZM216 3H215V6H214V7H215V9H218V8H216ZM219 3L222 4V2H219ZM219 3H217V5H218ZM223 3H225V2H223ZM226 3H227V2H226ZM237 3H238V2H236V5H240V4H242L241 1H240L239 4H237ZM255 3H256V2H255ZM11 4H12V2H11ZM29 4H27V6H28ZM52 4H55V3H52ZM61 4H62V3H61ZM67 4H69V3H67ZM70 4H71V3H70ZM78 4H79V3H78ZM94 4H95V3H93V5H94ZM109 4H110V3H109ZM109 4H108V5H109ZM111 4H112V3H111ZM114 4H116V2L113 3V5H114ZM125 4H126V3H125ZM125 4H124V5H125ZM137 4L139 5V3H137ZM137 4H136V5H137ZM155 4H156V3H155ZM155 4H154V5H155ZM158 4H159V3H158ZM166 4H165V5H166ZM169 4H171V3H169ZM176 4H178V3H176ZM180 4H181V3H180ZM220 4H219V5H220ZM234 4H235V3H234ZM234 4H232V5H234ZM247 4H248V3H247ZM250 4H252V2H250ZM2 5H7V4H5V3H2V4H1V1H0V7H1ZM39 5H40V4H39ZM42 5H41V6H42ZM45 5H48V4H45ZM80 5H81V4H80ZM82 5H83V3H82ZM98 5H99V4H98ZM101 5H102V3H101ZM106 5H107V4H106ZM121 5H123V4H121ZM121 5H120V6H121ZM129 5H130V4H129ZM129 5H128V6H129ZM131 5H132V3H131ZM136 5H135V6H136ZM144 5H146V4H144ZM159 5H161V4H159ZM165 5L163 4V6H165ZM171 5H172V4H171ZM171 5H170V8H171ZM173 5L175 6V4H173ZM181 5H185V4H181ZM206 5H207V4H206ZM206 5H205V6H206ZM209 5H211V4H209ZM209 5H208V6H209ZM219 5H218V6H219ZM224 5H226V4H224ZM229 5L232 6L231 4H229ZM229 5H228V6L226 5V7H228V9L225 8V9H227V11H225V12L222 11L223 13H225V15L223 14V15H224V16H223L224 19H225V16H226L229 12H230L231 14H233V13H238V14H239V13H240V12H238L239 10L235 9L236 6H235V7L232 6V9L234 8L235 10H237V12H236L235 10H234V11H230V10H229V8H230ZM245 5H246V4H245ZM252 5H255V4H252ZM22 6H23V5H22ZM34 6H35V4H34ZM41 6H40V7H41ZM55 6H56V5H55ZM55 6H54V7H55ZM71 6H72V5H71ZM103 6H104V5H103ZM109 6H110V5H109ZM117 6H118V5H117ZM125 6H126V5H125ZM125 6H124V7H125ZM142 6H143V5H142ZM147 6H148V5H147ZM149 6H151V5H149ZM152 6H153V5H152ZM155 6H157V5H155ZM155 6H154V8L152 7V8H153V11H150V12H154V10H155ZM161 6H162V5H161ZM174 6H173V8H175V9L178 8V6H176L177 8L174 7ZM185 6H187V5H185ZM185 6H184V8H185ZM199 6H200V4H199ZM202 6H204V5H202ZM202 6H201V8H203ZM221 6H223V5H221ZM246 6H247V5H246ZM248 6H250V5H248ZM30 7H31V6H30ZM38 7H39V6H38ZM38 7H37V8H38ZM47 7H48V6H47ZM47 7H46V8H47ZM51 7H52V6H51ZM63 7H64V6H63ZM83 7H84V6H83ZM104 7H105V6H104ZM118 7H119V6H118ZM132 7H133V6H132ZM132 7H131V8H132ZM139 7H140V6H139ZM143 7H144V6H143ZM157 7H158V6H157ZM157 7H156V9H157ZM168 7H169V5H168ZM237 7H240V9H241V6H237ZM250 7H251V6H250ZM2 8H3V7H2ZM2 8H0V9H2ZM7 8H8V7L6 6L4 9H7ZM9 8L12 9L11 7H9ZM9 8H8V9H9ZM20 8H21V7H20ZM25 8H26V7H25ZM35 8H36V7H35ZM44 8H45V7H44ZM49 8H50V7H49ZM75 8H74V6H73V9H74V10H75ZM86 8H85V10H88V9H86ZM90 8H89L90 11H87V12L90 13V12L92 11V12H93V17H94V19H93V20H90V21L87 20L86 23H82V24H80V27H78V26H76V25H75V26H74V25H73V26H70V25H72V23H73L72 21H70V20H71L70 18H69V21L72 22L71 24H70L69 21H67V23H66V21H65V22L62 21V22H64L65 24H62V22L60 21L61 24H59V19L57 20V18L55 17V19H56L58 22H55V21H54V24L56 23V24L58 25V26H57V27H58L57 29L60 30L59 33H61V36H62L63 34H65L67 37L73 39V40L71 41V42H73V44L75 43V41H77V40H76L77 38L79 39L78 35H83V36H85L84 34H86V36H87V37H86V38H87V42H86L85 39H84V41H85V45H86V43H87V45H88V47L86 46L87 50H88L89 47H90V48H94V47H97L98 45H99L100 47H97V49H98V48H101V45H100V44H102V46H104V47H103L104 49H105L106 46H107L106 48H108L109 45L114 46V45H113L114 43L112 44V40H110V36L108 37V33H111V32H109L108 30H106L107 28H109V27H111V26H108V27H105V26H104V28H106V29H104L105 31H103L102 28H103V25H104V24H102L103 22H101L102 19H100L101 21L99 20V13H97L98 10H97L96 13H95V12L93 11V8H94V7L91 8L92 10H91ZM97 8H100V7H97ZM106 8H108V7H106ZM113 8L115 9L114 6H113ZM119 8L121 9V7H119ZM127 8H128V7H127ZM147 8H148V7H147ZM147 8H146V9H147ZM165 8H166V6H165ZM165 8H164V10H165ZM170 8L168 9V11L170 10ZM179 8H180V10H181L183 7H182V8L179 7ZM195 8H194V10H195ZM198 8H199V7H198ZM205 8H213V7H207V6H206V7H204V10H205ZM223 8H224V7H222L221 10H223ZM245 8H246V7H245ZM245 8H243V9H245ZM257 8L259 9V7H257ZM263 8H264V7H263ZM4 9H3V10H4ZM13 9H14V8H13ZM18 9H19V8H18ZM57 9H58V8H57ZM64 9H65V7L62 8V11H63ZM66 9H68V5L66 6ZM70 9L73 11L72 8H69V9L67 10V12H69ZM76 9H77V8H76ZM81 9H82V8H81ZM108 9H109V8H108ZM117 9H118V8H117ZM117 9H115V10H117ZM139 9H140V8H139ZM146 9H144V11H145ZM159 9H160V7H159ZM175 9H174V10H175ZM185 9H187V8H185ZM189 9H190V8H189ZM192 9H193V8H192ZM196 9H197V8H196ZM215 9L213 8V11H214V12H216ZM225 9H224V10H225ZM254 9H255V7H254ZM260 9H261V8H260ZM22 10H23V7H22L21 11H22ZM25 10H26V9H25ZM27 10H28V9H27ZM35 10H36V9H35ZM38 10H39V9H38ZM47 10H49V9L47 8ZM51 10H52V9H51ZM58 10H59V9H58ZM58 10H57V11H58ZM71 10H70V11H71ZM110 10L113 11V9H110ZM110 10H108V11H110ZM122 10L126 11V9H122ZM129 10H130V8H129ZM129 10L127 9L128 12H129ZM151 10H152V9H151ZM166 10H167V9H166ZM178 10H179V9H178ZM194 10H193V12H194ZM197 10L200 11V13L203 12L202 9H201V10L197 9ZM207 10L212 11L211 9H207ZM221 10H219V11H220L219 14H218L219 11L216 12L217 14L214 13L213 11H212V12L214 13V15H217V17H219L220 14H222V13H221ZM4 11H5V10H4ZM21 11H20V12H21ZM28 11H29V10H28ZM33 11H34V10H33ZM52 11H53V10H52ZM72 11H71V13H72ZM76 11H78V9L75 10V12H76ZM83 11H84V10H83ZM108 11H106V12H108ZM117 11H118V10H117ZM135 11H136V9H135ZM135 11H134V12H135ZM138 11H139V10H138ZM138 11H137V13H138ZM141 11H142V9H141ZM147 11H148V10H147ZM158 11H159V10H158ZM181 11H184V13L178 11V14H177L178 16H180V15H179L180 13L185 14V10L182 9ZM191 11H192V10H191ZM201 11H202V12H201ZM210 11H209V12H210ZM243 11H244V10H243ZM6 12H7V11H6ZM11 12H12V11H11ZM13 12H14V11H13ZM25 12H26V11H25ZM50 12H51V11H50ZM54 12H55V11H54ZM58 12H59V11H58ZM67 12H65V14H66ZM79 12H80V10H79ZM79 12H78V14H79ZM87 12H86V13H87ZM120 12H121V10H120ZM132 12H133V11H132ZM145 12H146V11H145ZM145 12H144V13H145ZM159 12L161 13V11H159ZM164 12H165V11H164ZM166 12H167V11H166ZM176 12H177V11H176ZM188 12H189V11H188ZM205 12H206V11H205ZM212 12H210V13H207V12H206V13H207V15H208V14H211ZM226 12H227V14H226ZM244 12H245V11H244ZM247 12L249 13L250 11L247 10ZM247 12H246V13H247ZM39 13H40V12H39ZM60 13H61V12H60ZM60 13H59V14H60ZM73 13H74V11H73ZM82 13H83V12H82ZM89 13H87V14H89ZM108 13H109V12H108ZM110 13H111V12H110ZM123 13H124V12H123ZM137 13H136V14H137ZM141 13H142V12H141ZM155 13H157V12L155 11ZM160 13H159V14H160ZM162 13H163V12H162ZM169 13H170V11H169ZM186 13H187V12H186ZM191 13H192V12H191ZM195 13H197V11H195ZM200 13H199V17H203V18L207 17V15L204 16V14H203L204 12L201 14L202 16H200ZM206 13H205V14H206ZM230 13H229V15H228V18H229V16L231 15ZM250 13H251V12H250ZM250 13H249V14H250ZM258 13H259V12H258ZM13 14H14V13H13ZM21 14H22V13H21ZM21 14H20V15H21ZM23 14H24V13H23ZM25 14H26V13H25ZM29 14H30V13H29ZM31 14H32V12H31ZM40 14H41V13H40ZM46 14H49V12L46 13ZM46 14H45V15H46ZM51 14H52V16H54V15H53L54 13H51ZM63 14H64V12H63ZM69 14H70V13H69ZM83 14H84V13H83ZM103 14H104V13H102V15H103ZM115 14H116V13H115ZM117 14H120V13L117 12ZM125 14L127 15L128 13H125ZM133 14H135V13H133ZM136 14L134 15L135 17L139 16L138 14H140V13H138L137 15H136ZM146 14H147V13H145V15L142 14V16H144V18H145ZM148 14H149V13H148ZM150 14L152 15L153 13H150ZM150 14H149V15H150ZM166 14H167V13H166ZM166 14H165V16H166ZM171 14H173V13H171ZM197 14H198V13H197ZM240 14H241V13H240ZM242 14H243L242 16L245 17L244 13H242ZM256 14H257V13H256ZM256 14H255V15H256ZM33 15H34V14H33ZM33 15H32V16H33ZM38 15H39V14H38ZM45 15H44V16H45ZM60 15H61V14H60ZM70 15H72V14H70ZM74 15H75V14H74ZM76 15H77V13H76ZM84 15H85V14H84ZM84 15H83V16H84ZM89 15H90V14H89ZM100 15H101V14H100ZM130 15H131V14H130ZM140 15H141V14H140ZM151 15H150V16H151ZM161 15H162V14H161ZM177 15H176V16H177ZM187 15H188V16H189V15H193V13H192V14L188 13ZM218 15H219V16H218ZM261 15H262V14H261ZM24 16H25V15H24ZM24 16H23L22 18L19 17V16H18V17L21 18V19H23V18L26 17V16H25V17H24ZM27 16H29V15H27ZM36 16H37V15H36ZM61 16H62V15H61ZM67 16H68V15L66 14V18H68ZM79 16H80V14H79ZM86 16H87V15H86ZM91 16H92V15H91ZM113 16H115V15H113ZM113 16H112V17H113ZM120 16H121V14H120ZM122 16H123V15H122ZM122 16H121V18H123ZM127 16H128V15H127ZM134 16H133V17H134ZM153 16H154L153 19H154V21H155V18H156V17H155L154 14H153ZM153 16H152V17H153ZM156 16L159 17V15H156ZM172 16H173V15H172ZM174 16H175V11H174ZM184 16H186V14H185ZM196 16H198V15H196ZM196 16H195V17H196ZM210 16H212L211 19L214 18V21H215V18H216V17L213 16L212 14H211ZM234 16H235V15H234ZM247 16H248V15H247ZM252 16H253V15H252ZM258 16H259V15H258ZM263 16H264V14H263ZM14 17H15V15H14ZM14 17H13V18H14ZM18 17H17V19H18ZM29 17H30V16H29ZM29 17H28V18H29ZM34 17H35V16H33V18H34ZM40 17L44 19V17H42V16H40ZM40 17H39V20H41ZM63 17H64V15H63ZM69 17H70V16H69ZM71 17H72V16H71ZM77 17H78V15L75 16L74 18H77ZM81 17H82V16H81ZM81 17H80V18H81ZM108 17H110V15H109ZM133 17H132V18H133ZM140 17H141V16H140ZM140 17H139V18H140ZM147 17H148V15H147ZM147 17H146V18H147ZM152 17H151V19H152ZM169 17H170L171 19L173 18V17H171V15H170ZM182 17H183V16H182ZM192 17H194V16H192ZM199 17H198V18H199ZM208 17H209V15H208ZM208 17H207V18H208ZM220 17H221V16H220ZM223 17H222V19L219 18V20H223ZM239 17L241 18V16H239ZM250 17H251V14H250ZM250 17H249V19H250ZM253 17H254V16H253ZM26 18H27V17H26ZM26 18H25V19H26ZM31 18H32V17H31ZM35 18H36V17H35ZM45 18H46V17H45ZM49 18H50V15H49ZM53 18H54V17H53ZM53 18H52V19H53ZM66 18H65V19H66ZM78 18H79V17H78ZM78 18H77V19H78ZM84 18H86V17H84ZM100 18H101V17H100ZM119 18H120V17H119ZM124 18H125V17H124ZM128 18H129V16H128ZM128 18H127V19H128ZM159 18H160V17H159ZM159 18H157V19H159ZM175 18H176V17H175ZM196 18H197V17H196ZM207 18H206L204 21H206ZM209 18H210V17H209ZM209 18H208V19H209ZM231 18H232V16H231ZM246 18H247V17H246ZM256 18H258V17H256ZM11 19H12V18H11ZM47 19H48V18H47ZM47 19H45V20H47ZM52 19H51V20H52ZM72 19H73V17H72ZM81 19H82V18H81ZM86 19H88V18H86ZM90 19H92V18H90ZM103 19H104V18H103ZM111 19H112V18H111ZM129 19H130V18H129ZM135 19H136V18H135ZM135 19H134V21H135ZM137 19H138V18H137ZM137 19H136V20H137ZM157 19H156V20H157ZM171 19H170V21H171ZM179 19H182V18H179ZM184 19H186V17H185ZM200 19H201V18H200ZM200 19H199V20H200ZM235 19H237V16L235 17ZM260 19H261V18H260ZM30 20H32V19H30ZM37 20H38V19H37ZM45 20H44V22H45ZM51 20H49V21H51ZM53 20H54V19H53ZM82 20H84V19H82ZM98 20H99V21H98ZM121 20H122V19H121ZM121 20H120V22H121ZM142 20H143V19H142ZM148 20H149V19H148ZM148 20H147V22H148ZM163 20H164V19H163ZM168 20H169V19H168ZM168 20H167V18H166V20H164V21H165V24H167V21H168ZM174 20H175V19H174ZM182 20H183V19H182ZM186 20H187V19H186ZM186 20H185V21H186ZM192 20H195V18L192 19ZM212 20H213V19H212ZM217 20H218V19H217ZM219 20H218V21H219ZM232 20H234V19L232 18V19L230 20V18H229V22L232 21ZM244 20H245V19H244ZM247 20H248V19H247ZM252 20H253V19H252ZM254 20H255V19H254ZM254 20L252 21L253 24H254V22H255ZM256 20H258V19H256ZM261 20H262V19H261ZM10 21H11V20H10ZM27 21H28V20H27ZM34 21H35V20H34ZM77 21H78V20H77ZM85 21H86V20H85ZM116 21H117V20H116ZM127 21H128V20H127ZM138 21H139V19H138ZM138 21H137V22H138ZM145 21H146V20H145ZM150 21H151V20H150ZM164 21H163V22H164ZM172 21H173V19H172ZM178 21H179V23H180V20H178ZM185 21L183 20L182 22H185ZM190 21H191V20H190ZM207 21H208V20H207ZM207 21H206V22H207ZM214 21H213V22H214ZM223 21H224V20H223ZM248 21H249V20H248ZM248 21H246V22H247V23H250V22H248ZM21 22H22V21H21ZM42 22H43V20L41 21V23H42ZM44 22H43V23H44ZM52 22H53V21H51L50 24H51ZM82 22H83V21H82ZM111 22H112V24H113V23L115 22V20H114V22H113V21H111ZM156 22H157V21H156ZM156 22H155V23H156ZM158 22H159V21H158ZM160 22H162V21L160 20ZM187 22H188L187 24H191V23H189V21H187ZM192 22H193V21H192ZM200 22H203V21H200ZM206 22H205V24H206ZM208 22H209V21H208ZM220 22H221V21L217 22L215 25H217V26L219 25V27H220V25H221V24H219ZM227 22H228V21H227ZM229 22L227 23L228 25H232V24H233V23L230 24ZM233 22H235V20H234ZM237 22H238V21H237ZM237 22H236V23H237ZM240 22H241V21H239V23H238L237 25L241 24ZM243 22H244V21H242V23H243ZM259 22H260V21H259ZM34 23H36V22H34ZM38 23H39V22H38ZM48 23H49V22H48ZM75 23H77V22H75ZM75 23H74V24H75ZM104 23H105V22H104ZM174 23H175V22H174ZM174 23H173V24H174ZM195 23H196V22H195ZM198 23H199V22H197L196 24H197V25H201V24H198ZM203 23H204V22H203ZM211 23H212V22H211ZM214 23H215V22H214ZM221 23H222V22H221ZM223 23H224V22H223ZM225 23H226V21H225ZM225 23H224V24H225ZM236 23H235V24H236ZM255 23H256V22H255ZM261 23H263V21H262ZM3 24H4V23H3ZM27 24H28V23H27ZM31 24H32V22H31ZM45 24H47V23L45 22ZM45 24H43L44 27H48V25L45 26ZM77 24H78V23H77ZM108 24H109V20H108ZM108 24H107V25H108ZM114 24H115V23H114ZM121 24H122V23H121ZM121 24H120V25H121ZM133 24H135V23H133ZM148 24H149V23H148ZM148 24H147V25H148ZM152 24H154V23H152ZM159 24H160V23H159ZM161 24H162V23H161ZM165 24H164V25H165ZM173 24H172V25H173ZM175 24H176V23H175ZM175 24H174V25H175ZM192 24H193V23H192ZM224 24H222V25H224ZM227 24H225V25H227ZM253 24H252V25H253ZM257 24H258V23H257ZM257 24H256V25H257ZM43 25H42V26H43ZM127 25H128V23H127ZM135 25H136V24H135ZM139 25H140V23H139ZM142 25H145V24H143V22H142ZM154 25H155V24H154ZM164 25H163V27H166V26L169 25V24H167L166 26H164ZM170 25H171V22H170ZM176 25H178V24H176ZM207 25L209 26V23H208ZM207 25H206V26H207ZM212 25L215 27L214 24H212ZM222 25H221V26H222ZM225 25H224V26H225ZM241 25H242V24H241ZM248 25H249V24H248ZM250 25H251V23H250ZM14 26H15V25H14ZM23 26H24V24H23ZM31 26H32V25H31ZM31 26H29V27H31ZM38 26H39V25H38ZM49 26H52V25H49ZM101 26H102V28H101ZM117 26L119 27V25H117ZM131 26H132V25H131ZM136 26L139 27L138 25H136ZM150 26H151V25H150ZM178 26H179V25H178ZM180 26H181V24H180ZM189 26H190V25H189ZM194 26H196V25H194ZM206 26H205V27H206ZM208 26H207V27H208ZM210 26H211V24H210ZM217 26H216V27H217ZM224 26H222V27H223V28L227 27V26H225V27H224ZM234 26H235V25H234ZM234 26H233V27H234ZM246 26H247V25H246ZM246 26H245V23H243V28L245 27V29H246V28H249V27H250V26H247V27H246ZM260 26H262V25H260ZM260 26H258V27H260ZM263 26H264V25H263ZM25 27H26V26H25ZM36 27H37V25H36ZM118 27H117V28H118ZM122 27H124V25H123ZM127 27H128V26H127ZM129 27H130V26H129ZM133 27H134V25H133ZM140 27H141V26H140ZM144 27L146 28V26H144ZM151 27H152L151 29H154L153 26H151ZM159 27H160V26H159ZM159 27H158V28H159ZM175 27H176V26H175ZM191 27H193V26H191ZM191 27H190V28H191ZM201 27L203 28L204 25L201 26ZM216 27H215V28H216ZM219 27H218V29H219ZM222 27H220V31H222V30H221V29H223ZM228 27H230V26H228ZM233 27H231V28L234 29L235 27H234V28H233ZM252 27L254 28V27H257V26L254 25V26H252ZM14 28H15V27H14ZM34 28H35V25H34ZM39 28H40V27H39ZM49 28H50V27H49ZM54 28H55V27H54ZM54 28H53V29H54ZM96 28L98 29V31H97ZM111 28H113V27H111ZM115 28H116V27H114V29H115ZM142 28H143V27H142ZM158 28H157V29H158ZM167 28H168V27H167ZM169 28H171V27H169ZM172 28H174V26H173ZM176 28H177V27H176ZM183 28H184V27H183ZM185 28H186V26H185ZM199 28H200V27H199ZM202 28H201V29H202ZM208 28H209V27H208ZM231 28H230V30H231ZM236 28H237V27H236ZM239 28H241V26H240ZM239 28H238V29H239ZM260 28H262V30H264L263 27H260ZM260 28H257V30H258V29L260 30ZM15 29H16V28H15ZM31 29H33V28H31ZM42 29H43V28H42ZM51 29H52V28H51ZM149 29H150V28H149ZM149 29H148V30H149ZM155 29H156V28H155ZM164 29H165V28L162 29V30L164 31V33H165V31H166V32H167V31H170V30H164ZM197 29H198V28H197ZM206 29H207V28H206ZM213 29H214V28H213ZM226 29L229 30V28H226ZM255 29H256V28H255ZM7 30H8V28H7ZM17 30L20 31V32H23V33H24V32H27V31H24L23 29H20V27H19ZM43 30H46V29H43ZM55 30H56V29H55ZM59 30H58V31H59ZM94 30L96 31V33H97L96 35H98L99 39H97L98 37H96L95 34H94V35H95L96 38H94V37L92 38V35H93L92 32H93ZM111 30H112V29H111ZM122 30H125V28H124V29L122 28ZM131 30H132V29H131ZM136 30H137V29H136ZM136 30H134V31H136ZM141 30H142V29H141ZM160 30H161V28H160ZM173 30H174V29H173ZM184 30H185V29H184ZM211 30H212V29H211ZM236 30H237V29H236ZM250 30H252V29L250 28ZM257 30H256V31H257ZM262 30H260V31H262ZM12 31H14V30H12ZM32 31H33V30H32ZM38 31H39V30H38ZM38 31H37V32H38ZM40 31H42V30L40 29ZM50 31H52V30H50ZM107 31H108V33H107ZM118 31H120V30L118 29ZM127 31H128V30H127ZM145 31H147V30H145ZM151 31H152V30H151ZM151 31H150V32H151ZM153 31H155V30H153ZM157 31H158V30H157ZM163 31H162V32H163ZM174 31H175V30H174ZM195 31H196V30H194L193 32L195 33ZM198 31H199V30H198ZM201 31H202V30H201ZM208 31H210V30L208 29ZM214 31H215V30H214ZM225 31H227V30H225ZM232 31H233V30H232ZM232 31H231V32H232ZM238 31H239V30H238ZM238 31H237V32H238ZM244 31H245V30H244ZM248 31H249V30H248ZM35 32H36V31H35ZM45 32H46V31H45ZM45 32H44V34H45ZM53 32H55V31H53ZM113 32H114V31H113ZM113 32H112V33H113ZM136 32H137V31H136ZM139 32H140V30H139ZM141 32H142V31H141ZM143 32H144V29H143ZM148 32H149V31H148ZM148 32H147V33H148ZM150 32H149V33H150ZM176 32H177V30H176ZM180 32H181V31H180ZM183 32H185V31H183ZM186 32H187V31H186ZM188 32H189V31H188ZM190 32H191V31H190ZM203 32H206V31H203ZM203 32H200V33H203ZM223 32H224V31H223ZM234 32H235V31H234ZM237 32H236V33H237ZM240 32H241V31H240ZM253 32H254V30H253ZM8 33H9V32H8ZM11 33H12V32H11ZM39 33H41V32H39ZM47 33H48V34H47ZM57 33H58V32H57ZM118 33H119V32H118ZM121 33H122V32H121ZM124 33H126V31H125ZM128 33H129V32H128ZM128 33H126L125 35L127 36ZM134 33H135V32H134ZM134 33H131V34L133 35ZM145 33H146V32H145ZM177 33H179V31H178ZM211 33H215V32H210L209 34H211ZM216 33H219V32L217 31ZM216 33H215V34H216ZM4 34H5V33H4ZM13 34H14V33H13ZM33 34H34V33H33ZM42 34H43V31H42ZM90 34H92V35H90ZM131 34H130V35H131ZM136 34H137V33H136ZM139 34H140V33H139ZM150 34H152V33H150ZM154 34H155V33H154ZM157 34H158V33H156V36H157ZM165 34H166V33H165ZM168 34H170V33H168ZM168 34H166V35H168ZM186 34H187V33H185V34H183V35L185 36ZM188 34H189V33H188ZM188 34H187V35H188ZM195 34H196V33H195ZM197 34H198V33H197ZM203 34H204V33H203ZM220 34H221V32H220ZM227 34H229V33H227ZM232 34L235 35V33H232ZM237 34H238V33H237ZM244 34H246V31H245ZM252 34H253V33H252ZM252 34H251V35H252ZM256 34H257V33H256ZM19 35H20V34H19ZM58 35H59V34H58ZM65 35H64V36H65ZM88 35H90V37H89ZM122 35H123V34H122ZM141 35H143V34L141 33ZM145 35H146V34H145ZM145 35H144V36H145ZM147 35H148V34H147ZM159 35H160V33H159ZM171 35H172V34H171ZM171 35H170V36H171ZM173 35H174V33H173ZM175 35H176V34H175ZM175 35H174V36H175ZM178 35H179V34H178ZM189 35H192V34H189ZM229 35H231V34H229ZM229 35H227V36L230 38ZM234 35H232V36H234ZM248 35H250V34H248ZM251 35H250L249 37H251ZM253 35H254V34H253ZM3 36L5 37V35H3ZM3 36H2V37H3ZM11 36H12V35H11ZM39 36H40V35H39ZM44 36H45V35H44ZM46 36H48V38H49V36H50V38H51V36H52V39H49V41H50V40L53 41V37H55L56 35L53 36L52 32H46ZM59 36H60V35H59ZM61 36H60V38H61ZM66 36H65V37H66ZM116 36H117V35H116ZM119 36H120V35H119ZM136 36H137V35H136ZM138 36H139V35H138ZM153 36H155V35L152 34V37H153ZM176 36H177V35H176ZM180 36H181V35H179V36H177V37H180ZM184 36H183V37H184ZM198 36H199V34H198ZM202 36H203V35H202ZM205 36H207V35L205 34ZM210 36H211V35H209V37H210ZM217 36L219 37L220 35L217 34ZM217 36L215 35V38H217ZM221 36H222V35H221ZM221 36H220V37H221ZM240 36H241V40H242V38H244V37H243V35H240ZM245 36H246V35H245ZM260 36H261V33H260ZM30 37H31V36H30ZM32 37H33V36H32ZM36 37H38V36H36ZM57 37H58V36H57ZM65 37H63V38L66 39ZM123 37H124V36H123ZM142 37H143V36H142ZM150 37H151V36H150ZM183 37H181V38H183ZM188 37H189V36H188ZM190 37H192V36H190ZM190 37H189V39H190ZM193 37H194V36H193ZM195 37H196V36H195ZM212 37H213V39H214L213 34H212L211 38H212ZM228 37H227V38H228ZM237 37H238V36H237ZM237 37H236V38H237ZM10 38H11V37H10ZM20 38H21V37H20ZM23 38H24V37H23ZM25 38H26V37H25ZM69 38H68V39H69ZM83 38H84V37H83ZM115 38H117V37H115ZM120 38H121V36L119 37V39H120ZM132 38H133V37H132ZM156 38H157V37H156ZM163 38H164V37H163ZM168 38H169V36H168ZM181 38H180V39H181ZM223 38H224V37H223ZM231 38H232V37H231ZM231 38H230V40H232ZM252 38H254V37H251V39H252ZM261 38H262V37H261ZM1 39H2V38H1ZM1 39H0V40H1ZM8 39H9V38H8ZM15 39H16V38H15ZM15 39H14V40H15ZM30 39H31V38H30ZM34 39H35V38H34ZM38 39H39V38H38ZM44 39H45V38H44ZM64 39H63V40H64ZM81 39H82V38H81ZM100 39H101V40H100ZM112 39H113V38H112ZM122 39H123V38H122ZM122 39H120V40H122ZM130 39H131V38H129V40H130ZM141 39H142V38H141ZM146 39H147V38H146ZM150 39H151V38H150ZM170 39H171V38H170ZM175 39H176V38H175ZM184 39H185V38H184ZM191 39H192V38H191ZM191 39H190V41L187 39V41H188V43L190 42V43L192 44ZM193 39L195 40V38H193ZM193 39H192V41L195 42ZM220 39H221V38H220ZM220 39H219V41H218V38L216 39V44H218L220 41L225 42V40L223 41V40H220ZM234 39H235V38H234ZM237 39H238V38H237ZM255 39H256V40H255ZM255 39H254V42H252V43H255V41H257V38H255ZM258 39H259L260 41L262 40V39H260L259 37H258ZM4 40H5V39H3V41H4ZM32 40H33V39H32ZM54 40H55V39H54ZM99 40H100V41H99ZM113 40H114V39H113ZM124 40H125V39H124ZM127 40H128V39H127ZM132 40H133V39H132ZM132 40H130V41H132ZM142 40H143V39H142ZM154 40H155V38H154ZM157 40H158V38H157ZM164 40H165V39H164ZM177 40H178V39H177ZM177 40H176V41H177ZM181 40H182V39H181ZM197 40H198V38H197ZM197 40H196V41H197ZM201 40H202V39H201ZM203 40H204V39H203ZM239 40H240V38H239ZM239 40H237V41L234 40V41L237 43ZM243 40H244V39H243ZM245 40H246V39H245ZM245 40H244V41H245ZM6 41H7V40H6ZM25 41H26V40H25ZM52 41H51V43H52ZM61 41H62V40H60L59 44L62 43ZM64 41H65V40H64ZM134 41H135V39H134ZM151 41H152V39H151ZM171 41H172V40H171ZM183 41H184V40H183ZM185 41H186V39H185ZM185 41H184V42H185ZM199 41H200V40H199ZM204 41H205V40H204ZM211 41H212V40H211ZM214 41H215V39H214ZM217 41H218V42H217ZM234 41H231V42H233L234 45H235L236 43H235ZM244 41H243V43H245ZM23 42H24V41H23ZM30 42H31V41H30ZM77 42H78V41H77ZM77 42H76V43H77ZM113 42H115V41H113ZM117 42H118V39H117ZM117 42H116V43H117ZM139 42H140V41H139ZM144 42H145V40H144ZM156 42H158V41H156ZM159 42H160V41H159ZM184 42H183V43H184ZM208 42H209V39L206 40L205 42H203V44L205 43V45H206V43L208 44ZM222 42H220V43L222 44ZM228 42H230V41H228ZM231 42H230V43H231ZM241 42H242V41H241ZM249 42H250V41H249ZM261 42H262V41H261ZM261 42H260V43H261ZM0 43H4V42H0ZM14 43H15V41H14ZM14 43H13V44H14ZM27 43H28V42H27ZM33 43H34V42H33ZM56 43H58V41H56ZM56 43H55V44H56ZM68 43H69V41H68ZM124 43H127V42H124ZM124 43H122V46H119V44H117L118 46H117V45L115 46V47H117V49H118L117 51L120 52V51L123 50L122 48L125 47V46H123ZM135 43H137V42H135ZM140 43H141V42H140ZM140 43H139V44H140ZM169 43H170V42H169ZM172 43H173V41H172ZM178 43H180V42H178ZM178 43L176 42V44H178ZM198 43H199V42H198ZM200 43H202V42H200ZM210 43H211V42H210ZM214 43H215V42H214ZM220 43H219V44H220ZM230 43H229V45H230ZM239 43H240V42H239ZM23 44H24V43H23ZM36 44L38 45V43H35V45H36ZM39 44H40V43H39ZM52 44H54V43H52ZM79 44L82 45L81 42L78 43V45H79ZM128 44H130V43H128ZM128 44H127V45H128ZM139 44H137V45H139ZM146 44H147V43H146ZM148 44H149V43H148ZM150 44L154 45V44H156V43H154V44H153V43H150ZM165 44H166V43H165ZM165 44H164V45H165ZM184 44H185V43H184ZM184 44H183V45H184ZM196 44H197V43H196ZM211 44L213 45V41H212ZM211 44H210V45H211ZM219 44H218V45H219ZM237 44H238V43H237ZM237 44H236V46H237ZM262 44H263V43H262ZM262 44H261V46H262ZM1 45H2V44H1ZM15 45H16V44H15ZM46 45H47V43H46ZM50 45H51V44H50ZM69 45H71V44H69ZM75 45H76V44H75ZM83 45H84V44H83ZM124 45H125V44H124ZM131 45H133V44H131ZM134 45H136V44H134ZM160 45H162V44H160ZM185 45H186V44H185ZM187 45H188V44H187ZM193 45H194V44H193ZM193 45H192V47H194ZM197 45H198V44H197ZM199 45H200V44H199ZM205 45H203V46H205ZM224 45H225V44H224ZM226 45H228V43H227ZM232 45H233V44H232ZM232 45H231V46H232ZM241 45H242V43H241ZM241 45H240V46H241ZM243 45H244V44H243ZM252 45H253V44H252ZM54 46H55V48H56V45H54ZM64 46H66V45H64ZM71 46H72V45H71ZM128 46H129V45H128ZM128 46H126L127 49H128V51H132V49L129 48L130 46H129V47H128ZM148 46H149V45H147V47H148ZM168 46H169V45H168ZM171 46H175V45H172V44H171L170 47H171ZM177 46H178V45H177ZM201 46H202V45H201ZM207 46H208V45H206L205 47L207 48ZM236 46H235V47H236ZM259 46H260V45H259ZM3 47H4V46H3ZM3 47H2V48H3ZM19 47H20V46H19ZM58 47H59V46H58ZM61 47H62V46H61ZM115 47H114V48H115ZM137 47L139 48V46H137ZM142 47H143V46H142ZM145 47H146V46H145ZM160 47H161V46H160ZM185 47H186V46H185ZM197 47H198V46H197ZM205 47H201V48H205ZM212 47H213V46H212ZM216 47H217V46H216ZM221 47H222V46H221ZM238 47H239V46H238ZM242 47H243V46H242ZM247 47H248V46H247ZM251 47H252V46H251ZM254 47H255V46H254ZM263 47H264V46H263ZM2 48H1V49H2ZM40 48H41V47H40ZM43 48H44V47H43ZM68 48H69V47H68ZM68 48H67V49H68ZM75 48H76V47H75ZM84 48H85V47H84ZM112 48H113V47H112ZM131 48H132V47H131ZM157 48H158V47H157ZM186 48H187V47H186ZM195 48H196V47H194V49H195ZM199 48H200V46H199ZM227 48H230V47H227ZM233 48H234V46H233ZM256 48H257V46H256ZM53 49H54V48H53ZM56 49H57V48H56ZM62 49H63V47H62ZM62 49H61V50H62ZM64 49H65V48H64ZM70 49H71V48H70ZM70 49H69V50H70ZM72 49H73V48H72ZM82 49H83V48H82ZM94 49H96V48H94ZM97 49H96V50H97ZM115 49H116V48H115ZM147 49L150 50V48H147ZM154 49H155V48H154ZM158 49H159V48H158ZM161 49H162V48H161ZM178 49H179V46H178ZM188 49H189V48H188ZM190 49H191V48H190ZM212 49H214V48H212ZM223 49H224V48H223ZM234 49H235V48H234ZM236 49H237V51L242 52V49H241V51L238 50L237 47H236ZM236 49H235V50H236ZM239 49H240V48H239ZM246 49H247V48H246ZM250 49H252V48H250ZM262 49H263V48H262ZM20 50H21V49H20ZM45 50H46V49H45ZM57 50H58V49H57ZM79 50H80V49H79ZM91 50H93V49H91ZM98 50H99V49H98ZM125 50H126V48H125ZM141 50H142V49H141ZM145 50H146V49H145ZM168 50H169V49H168ZM173 50H174V48L172 49V51H173ZM196 50H197V48H196ZM199 50H200V49H199ZM204 50H205V49H204ZM218 50H219V49H218ZM229 50H230V49H229ZM13 51H14V50H13ZM46 51H47V50H46ZM46 51H45V52H46ZM55 51H56V50H55ZM71 51H73V50H71ZM101 51L103 52V49H101ZM101 51H100V52H101ZM117 51L115 52L116 54H117ZM123 51H124V50H123ZM126 51H127V50H126ZM134 51H135V50H134ZM147 51H148V50H147ZM152 51H153V49L151 50V52H152ZM160 51H161V50H160ZM162 51H163V50H162ZM165 51H166V50H165ZM169 51H171V50H169ZM175 51L177 52L176 49H175ZM183 51H184V50H183ZM186 51H188V50H186ZM200 51H201V50H200ZM205 51H206V50H205ZM220 51H221V50H220ZM237 51H236V52H233V53H229V51H228L229 54L226 53V51H225V53L223 52V56H222V57H221L222 54H220V56H217V53H218V52H217V53H216L215 51L212 52V53L210 52V54H212V55H208V54H207V58L204 57L203 60H201V59H202V58H201V59H200L201 61H200L198 58H197V59H196V58H195V59H194V58H191L190 56L193 55V53L191 52L192 54L188 56V57H190V58H189L190 60L187 58V60H189L187 63H177V64H175V65H174V63H173V65H172V64L169 65V63L165 62V60H164V61H163V60L161 61L160 58H159L160 62H157V61H156V64H155V62H154V64H155L154 67H151V65L148 64L149 67H151L152 69H156L157 71H156V70H155V71L153 70L155 73H152V74L148 73V76L150 75V77H147V76L145 75V76L147 77V78H146L147 81H146V79L144 78L145 76H144V77L142 76V74L144 73V72L142 71L143 68H142V69L139 68V69L143 72V73L141 74V76H142L143 79H145L144 81H146V82H149V81H150V82L158 81V82H155V83L158 84V85H159L160 82H162V83H164V82H165V83H166V82H169V83H170V86H171V85H174V86H175V85L178 84V82H181V81L179 80V78H180L181 76H182V77L185 76V77L189 78V79L192 81V83L194 82L193 85H194L195 83H202V82H203V83H204V82H205V83H206V82L208 83V81L210 80V81L212 82V84L215 82V85L217 84V85L223 86L224 81H225V80H226V81L229 80V81H231L230 83L233 82L234 84H235V83L238 84V87H239V88L245 89V90L250 91V92H253V91L248 90V89L258 90V92H259V91L261 92L260 95L262 94V92H263V94H264V91H263L264 89L262 88V89H263V90H262V89L260 88L261 85H262V87H264V86H263V85H264V84H263L264 81H263V83H261V85H260V81L262 82V79L264 80V59L262 60V57H261V59H260V57H259V60H257V59L254 60L253 56H252L253 59H250L251 57H250V58H248V57L245 58V56H244V57L239 56L240 53L237 52ZM259 51H260V50H259ZM261 51H262V50H261ZM0 52H1V51H0ZM33 52H34V51H33ZM41 52H42V51H41ZM61 52H63V51H61ZM75 52H76V50H75ZM77 52H78V51H77ZM83 52H84V51H83ZM105 52H106V51L104 50V53H105ZM107 52H108V50H107ZM111 52H114V51H111ZM149 52H150V51H149ZM179 52H181V47H180V51H179ZM189 52H190V51H188V53H189ZM193 52H194V51H193ZM231 52H232V51H231ZM251 52H252V51H251ZM253 52H254V51H253ZM2 53H3V52H2ZM29 53H30V52H29ZM73 53H74V52H73ZM121 53H123V52H121ZM128 53H129V52H128ZM131 53H132V52H131ZM133 53H134V52H133ZM135 53H136V52H135ZM144 53H145V52H144ZM154 53H155V52H154ZM156 53H157V52H156ZM159 53H160V52H159ZM171 53H174V52H171ZM186 53H187V52H186ZM198 53H199V52H198ZM198 53H197V54H198ZM204 53H205V52H204ZM249 53H250V52H249ZM255 53H256V52H255ZM262 53H263V52H262ZM8 54H9V53H8ZM8 54H7V55H8ZM40 54H41V53H40ZM42 54H43V53H42ZM58 54H59V53H58ZM61 54L63 55V53H61ZM66 54H67V53H66ZM71 54H72V53H71ZM84 54H85V52H84ZM84 54H83V55H84ZM87 54H88V56H89V53H87ZM87 54H86V55H87ZM93 54H94V53H93ZM95 54H96V53H95ZM97 54H98V53H97ZM108 54H109V53H108ZM110 54H111V53H110ZM110 54H109V55H110ZM125 54H126V53H125ZM129 54H130V53H129ZM136 54H138V53H136ZM142 54H143V53H142ZM162 54H163V53H162ZM166 54H167V53H165V55H166ZM169 54H170V52H169ZM176 54H178V52H177ZM197 54H196V55H197ZM205 54H206V53H205ZM213 54H214V55H213ZM245 54H246V53H245ZM259 54H260V53H259ZM12 55H13V53H12ZM62 55H61V57H62V60H63V56H62ZM72 55H74V54H72ZM91 55H92V54H91ZM103 55H105V54H103ZM111 55L113 56L114 54H111ZM119 55H120V53H119ZM134 55H135V54H134ZM134 55H133V56H134ZM140 55H141V53L139 54V56H140ZM144 55H147V54H144ZM149 55H151V54H149ZM149 55H148V56H149ZM155 55H156V54H155ZM163 55H164V54H163ZM173 55H174V54H173ZM178 55H179V54H178ZM184 55H185V54H184ZM198 55H199V54H198ZM218 55H219V54H218ZM242 55H243V54H242ZM251 55H253V54H251ZM254 55H255V54H254ZM1 56H2V55H1ZM18 56H19V55H18ZM38 56H39V55H38ZM41 56L44 57V55H41ZM50 56H52V55H50ZM50 56L48 55V56H46V57L48 58V57H50ZM77 56H79V54H78ZM81 56H82V55H81ZM84 56H85V55H84ZM94 56H95V55H94ZM97 56H98V55H97ZM101 56H102V55H101ZM106 56H107V54H106ZM117 56H118V55H117ZM123 56H124V55H123ZM127 56H128V55H127ZM130 56H131V55H130ZM133 56H132V58H133ZM137 56H138V55H136V57H137ZM152 56H153V55H152ZM152 56H151V57H152ZM168 56H169V55H168ZM175 56H176V55H175ZM193 56H194V55H193ZM238 56H239V57H238ZM258 56H259V55H258ZM260 56H261V55H260ZM262 56H263V55H262ZM3 57H4V56H3ZM33 57H34V56H33ZM91 57H92V56H91ZM95 57H96V56H95ZM102 57H103V56H102ZM109 57H110V56H109ZM109 57H107V59H108ZM143 57H144V56H143ZM160 57H161V56H160ZM172 57H173V56H172ZM172 57H171V58H172ZM181 57H182V56H180V58H181ZM254 57H255V56H254ZM20 58H21V57H20ZM35 58H36V57H35ZM35 58H34V59H35ZM39 58H41V57H39ZM53 58H54V57H53ZM53 58H52V62H51V63L55 62V61H53ZM97 58H98V57H97ZM117 58H118V57H117ZM130 58H131V57H130ZM139 58H140V57H138V59H139ZM152 58H153V57H152ZM154 58H156V57H154ZM167 58H169V57H167ZM167 58H166V59H167ZM238 58H239V59H242V60H239ZM255 58H258L257 55H256ZM14 59H15V57H14ZM18 59H19V58H18ZM18 59H17V60H18ZM64 59H65V58H64ZM67 59H68V58H66V60H67ZM75 59H76V58H75ZM86 59H88V58H86ZM101 59H102V58H100V60H101ZM105 59H106V58H105ZM107 59H106V60H107ZM120 59H121V58H119V60H120ZM123 59H124V57H123ZM144 59H145V58H144ZM149 59H150V58H148V60H149ZM157 59H158V58H157ZM163 59H165L164 56H163ZM172 59H175V58H172ZM225 59H228L229 63H227V62L223 63L224 61H226ZM233 59H234V61H236V59H237V60L241 61V63L238 62V64H237V63L234 62V64H232V63H233V61H232ZM5 60H7V59L5 58ZM22 60H23V59H22ZM45 60H46V59H45ZM50 60H51V59H50ZM54 60H56V58H55ZM89 60L91 61V59H89ZM92 60H93V59H92ZM108 60H109V59H108ZM108 60H107V61H108ZM113 60H114V59H113ZM113 60H112V62H113ZM115 60H116V59H115ZM139 60H141V59H139ZM169 60H170V59H169ZM184 60H186V58H185ZM187 60H186V61H187ZM215 60H216L217 62H216ZM47 61H48V60H47ZM56 61H57V60H56ZM63 61H64V60H63ZM73 61H74V60H73ZM93 61H94V60H93ZM133 61H134V59H133ZM149 61H151V60H149ZM178 61H179V59H178ZM230 61H231L232 63H230ZM8 62H10V61L8 60ZM11 62H12V61H11ZM17 62H18V61H17ZM31 62H32V60H31ZM36 62H37V61H36ZM36 62H35V63H36ZM38 62H39V61H38ZM41 62H42V61H41ZM48 62H49V61H48ZM48 62H47V63H48ZM84 62H85V61H84ZM84 62H82V63H84ZM91 62H92V61H91ZM102 62H103V61H102ZM109 62H110V61H109ZM109 62H108V63H109ZM112 62H111V63H112ZM123 62H124V60H123ZM125 62H126V61H125ZM127 62H128V61H127ZM127 62H126V63H127ZM131 62H132V61H131ZM139 62H140V61H138L137 63H139ZM169 62H170V61H169ZM173 62H175V60H174ZM180 62H181V60H180ZM182 62H183V61H182ZM236 62H237V61H236ZM0 63H1V61H0ZM3 63H4V62H3ZM23 63H24V62H23ZM43 63H45V62H43ZM57 63H58V62H57ZM57 63H55V64H57ZM87 63H88V62H87ZM93 63H94V62H93ZM98 63H99V62H98ZM106 63H107V62H105V65H106ZM115 63L118 64L117 62H115ZM115 63H114V65H115ZM121 63H122V62H121ZM141 63H142V62H141ZM145 63H149V62H146V61H145ZM145 63H144V64H145ZM170 63H171V62H170ZM239 63H240V64H239ZM7 64H8V63H7ZM9 64H10V63H9ZM25 64H26V63H25ZM30 64H31V63H30ZM37 64H39V63H37ZM40 64H41V63H40ZM48 64H50V63H48ZM67 64H68V63H67ZM76 64H77V63H76ZM89 64H90V63H89ZM95 64H96V62H95ZM129 64H130V63H129ZM142 64H143V63H142ZM151 64H152V63H151ZM15 65H16V63H15ZM44 65H45V64H44ZM53 65H54V64H53ZM53 65H52V66H53ZM57 65H58V64H57ZM87 65H88V64H87ZM90 65H91V64H90ZM97 65H98V64H97ZM101 65H102V64H101ZM103 65H104V63H103ZM108 65H109V64H108ZM108 65H107V67H108V69H109L111 66L109 67ZM121 65H124V64H121ZM135 65H137V64H135ZM139 65H141V64H139ZM145 65H146V64H145ZM0 66L3 67V64H1ZM5 66H7V65H5ZM20 66H21V65H20ZM32 66H33V65H32ZM35 66H36V65H35ZM42 66H43V65H42ZM45 66H46V65H45ZM48 66H49V65H48ZM66 66H67V65H66ZM80 66H81V65H80ZM10 67H12V66H10ZM24 67H25V66H24ZM33 67H34V66H33ZM46 67H47V66H46ZM46 67H45V68H46ZM54 67H55V66H54ZM60 67H61V66H58V68H60ZM70 67H71V66H70ZM82 67H84V66H82ZM107 67H106V68H107ZM116 67H117V66H116ZM119 67H120V66H119ZM128 67H129V66H128ZM132 67H133V66H132ZM138 67H139V66H138ZM143 67H144V66H143ZM5 68H6V67H5ZM12 68H13V67H12ZM35 68H36V67H35ZM35 68H33V69L35 70ZM38 68H39V67H37V70L39 71ZM40 68H41V67H40ZM72 68H73V67H72ZM106 68H105V69H106ZM114 68H115V67H114ZM136 68H137V67H136ZM146 68H148V67H146ZM2 69H3V68H2ZM18 69H20V68H17V70H18ZM46 69H47V68H46ZM51 69H52V67H51ZM51 69H49V70H51ZM55 69H56V68H55ZM100 69H102V68H98V70L101 72ZM112 69H113V68H112ZM116 69H118V68H116ZM119 69H120V68H119ZM124 69H125V68H124ZM128 69H129V68H128ZM132 69H134V68H132ZM148 69H149V68H148ZM8 70H9V69L6 70V73H7ZM10 70H11V69H10ZM20 70H21V69H20ZM42 70H43V69H42ZM53 70H54V69H53ZM56 70H57V69H56ZM60 70H61V69H60ZM109 70H110V69H109ZM120 70H121V69H120ZM122 70H123V69H122ZM122 70H121V71H122ZM130 70H131V69H130ZM137 70H138V69H137ZM143 70H144V69H143ZM1 71H2V70H1ZM1 71H0V72H1ZM12 71H13V70H12ZM23 71H24V70H23ZM51 71H52V70H51ZM51 71H50V72H51ZM93 71H94V70H93ZM115 71H117V70H115ZM126 71H127V69H126ZM128 71H129V70H128ZM145 71H147V70H145ZM8 72H10V71H8ZM13 72H14V71H13ZM13 72H12V75H14ZM31 72H33V71H31ZM40 72H41V71H40ZM45 72H46V71H45ZM45 72H44V75H45ZM61 72H62V70H61ZM118 72H119V70H118ZM118 72H117V74H118ZM132 72H133V71H132ZM22 73H23V72H22ZM25 73H26V72H25ZM33 73H34V72H33ZM36 73L38 74V72H36ZM42 73H43V72H41V75H40L41 77H42ZM58 73H59V72H58ZM58 73H57V74H58ZM89 73H90V72H89ZM114 73H115V72H114ZM124 73H125V70H124V72L122 71V73L120 72V74H119L120 76H119V77L121 78V76H122V75H125L127 72H126L125 74H124ZM134 73H135V72H134ZM9 74H11V72H10ZM9 74H8V75H9ZM18 74H19V73H18ZM27 74H28V73H27ZM37 74L35 75V73H34L35 76H37ZM51 74H52V72H51ZM103 74H104V73H103ZM107 74H108V73H106V75H107ZM109 74H110V72H109ZM109 74H108V75H109ZM0 75L2 76V74H0ZM28 75H29V74H28ZM31 75H32V74H31ZM46 75H47V73H46ZM61 75H62V74H61ZM77 75H78V74H77ZM98 75H99V74H98ZM127 75H130V74H127ZM133 75H134V74H133ZM1 76H0V78H3V82H2V81H1V82H2L4 85L2 86V89L0 90V96L3 97V95H6V94H8L9 96H11L10 100H12V103H14L15 106H17L18 108L20 107V108L22 109V111H23V113H24L23 115H26V116H29V117H30V116H31V115H30L31 112H28V111H29L28 109H30V108H28V109L26 108V104H27L26 101L28 102V101H30V99H26V98H31V96H30L31 94L29 95L30 97H28L27 94H25L23 91H21V89H19V86H20V85L17 86L18 88L16 87V84H17L18 82H19V84H20V81H22L23 79L20 80V81H18V82H15L16 80H15V81H12L13 84L16 83L14 86H12V84H11V86L13 87V88H12V87H10L9 84H7V81H11V79H5V78H7V77H9V76H6V77H5L4 75H3L2 77H1ZM21 76H23V75H21ZM21 76H20V77H21ZM29 76H30V75H29ZM29 76H28V77H29ZM58 76H59V75H58ZM58 76H57V77H58ZM78 76H79V75H78ZM88 76H89V75H88ZM104 76H105V75H104ZM131 76H132V75H131ZM134 76H135V75H134ZM137 76H138V75H137ZM4 77H5V78H4ZM20 77H19V78H20ZM33 77H34V76H33ZM105 77H106V76H105ZM122 77H123V76H122ZM127 77H128V76H127ZM127 77H126V78H127ZM10 78H11V77H10ZM22 78H23V77H22ZM25 78H26V77H25ZM29 78H31V77H29ZM37 78L39 79V74H38V77H37ZM43 78H45V76H44ZM47 78H48V77H47ZM50 78H52V77H50ZM55 78H56V77H55ZM61 78H63V76H62ZM81 78H82V77H81ZM106 78H107V77H106ZM110 78H111V77H110ZM126 78H125V80H126ZM129 78H130V77H129ZM131 78H133V77H131ZM135 78H136V77H135ZM135 78H134V79H135ZM137 78H138V77H137ZM148 78H149V80H148ZM183 78H184V77H183ZM16 79H17V78H16ZM45 79H46V78H45ZM64 79H66V78L64 77ZM103 79H104V78H103ZM143 79H140V80H143ZM1 80H2V79H1ZM6 80H7V81H6ZM17 80H19V79H17ZM55 80H56V79H55ZM121 80H122V79H121ZM125 80H124V81H125ZM127 80H128V79H127ZM130 80H131V79H130ZM178 80H179V81H178ZM5 81H6V83H5ZM26 81H28V80H26ZM32 81H33V80H32ZM63 81H64V80H63ZM63 81H62V82H63ZM118 81H119V80H118ZM133 81H134V80H133ZM135 81H136V80H135ZM144 81H143V82H144ZM163 81H164V82H163ZM210 81H209V83H210ZM229 81H228V82H229ZM12 82H8V83H12ZM14 82H15V83H14ZM24 82H25V81H24ZM30 82H31V81H29L28 83H30ZM64 82H65V81H64ZM73 82H74V81H73ZM114 82H116V81H114ZM119 82H120V81H119ZM119 82H118V83H119ZM121 82H122V81H121ZM126 82H127V81H126ZM128 82H129V81H128ZM131 82H132V81H131ZM138 82H140V81L138 80ZM146 82L144 83L145 85L142 84L144 88H145V86H146V87H149V85L152 86V84H149V85H148ZM150 82H149V83H150ZM182 82H183V81H182ZM189 82H190V81H189ZM189 82L187 81L186 83H189ZM22 83H23V82H21V87H22V85H23V88H25L24 85H27V84H28L27 82H26L27 84H26V83H25V84H22ZM50 83H51V82H50ZM52 83H53V82H52ZM77 83H78V82H77ZM82 83H83V82H82ZM109 83H111V82H109ZM123 83H124V82H123ZM132 83H133V82H132ZM135 83H136V82H135ZM169 83H168V84H169ZM186 83H185V84H186ZM205 83H204V85H205ZM5 84L9 85V88L6 87L7 85L5 86ZM33 84H34V83H33ZM54 84H55V83H54ZM63 84H64V83H63ZM69 84H70V83H69ZM69 84H68V85H69ZM101 84H102V83H101ZM114 84H115V83H114ZM116 84H117V83H116ZM121 84H122V83H121ZM128 84H129V83H128ZM160 84H161V83H160ZM166 84H167V83H166ZM41 85H42V83H41ZM68 85H67V86H68ZM122 85H123V84H122ZM124 85H125V84H124ZM124 85H123V86H124ZM126 85H127V83H126ZM130 85H131V84H130ZM130 85H129V87H130ZM132 85H133V84H132ZM136 85H137V84H136ZM178 85H180V84H178ZM186 85H187V84H186ZM190 85H192V84L190 83ZM229 85H230V84H229ZM27 86H28V85H27ZM32 86H33V85H32ZM46 86H49V85H46ZM59 86H60V85H59ZM85 86H86V85H85ZM87 86H88V85H87ZM101 86H102V85H101ZM105 86H106V85H105ZM111 86H112V85H111ZM113 86H114V85H113ZM116 86H117V85H116ZM182 86L185 87L184 84H182ZM196 86H197V87H198V86H201V84H200V85H196ZM207 86H208V85H207ZM230 86H232V85H230ZM233 86H234V85H233ZM259 86H260V87H259ZM28 87H29V86H28ZM28 87H26V88L28 89ZM56 87H57V86H56ZM63 87H64V86H63ZM95 87H96V86H95ZM129 87H128V88H129ZM141 87H142V86H141ZM168 87H169V85H168ZM176 87H177V86H176ZM186 87H188V85H187ZM214 87H216V86H214ZM214 87H213V88H214ZM217 87H218V86H217ZM29 88H30V87H29ZM39 88H40V87H39ZM46 88H47V87H46ZM59 88H60V87H59ZM61 88H62V87H61ZM67 88L69 89L70 87H67ZM114 88H115V87H114ZM119 88H120V87H119ZM130 88H131V87H130ZM135 88H137V87H135ZM153 88H154V87H153ZM155 88H156V87H155ZM155 88H154V89H155ZM163 88H165V87H163ZM182 88H183V87H182ZM190 88H191V87H190ZM227 88L229 89L230 87H227ZM259 88H260L262 91L259 90ZM51 89H52V88H51ZM63 89H64V88H63ZM74 89H75V88H74ZM89 89H90V88H89ZM89 89H88V90H89ZM100 89H101V88H100ZM105 89H106V88H105ZM111 89H112V88H111ZM175 89H176V88H175ZM180 89H181V87H180ZM23 90H24V89H23ZM34 90H35V89H34ZM103 90H104V89H103ZM132 90H133V89H132ZM134 90H135V89H134ZM146 90H147V89H146ZM151 90H152V88H151V89H148L146 93H149V94L152 93ZM155 90H156V89H155ZM219 90H220V89H219ZM229 90H230V89H229ZM235 90H236V89H235ZM24 91H25V90H24ZM30 91H31V90H30ZM42 91H43V89H42ZM53 91H54V90H53ZM93 91H94V90H93ZM106 91H107V90H106ZM108 91H111V90H108ZM148 91H149V92H148ZM150 91H151V92H150ZM153 91H154V90H153ZM190 91H191V90H190ZM193 91H194V90H193ZM208 91H209V90H208ZM247 91H246V92H247ZM25 92H28V91H25ZM32 92H33V91H32ZM49 92H50V90H49ZM82 92H83V91H82ZM82 92H81V93H82ZM94 92H95V91H94ZM113 92H115V91H113ZM116 92H117V90H116ZM127 92H128V90H127ZM130 92H131V91H130ZM136 92L138 93L139 90L136 91ZM136 92H135V93H136ZM140 92H141V91H140ZM143 92H144V91H143ZM155 92H156V91H155ZM258 92H255V93H258ZM28 93H29V92H28ZM30 93H31V92H30ZM43 93H44V91H43ZM47 93H48V92H47ZM52 93H53V92H52ZM54 93H55V92H54ZM56 93H57V92H56ZM110 93H111V92H110ZM110 93H109V94H110ZM122 93H123V92H122ZM128 93H129V92H128ZM146 93H142V94H146ZM232 93H234V92H232ZM255 93H254V95H257V94H255ZM33 94H34V93H33ZM50 94H51V93H50ZM50 94H49V95H50ZM62 94H63V93H62ZM82 94H83V93H82ZM91 94H92V93H91ZM94 94H95V93H94ZM107 94H108V93H107ZM114 94H116V93H113V95H114ZM119 94H121V93H119ZM119 94H118V95H119ZM123 94H126V93H123ZM140 94H141V93H140ZM140 94H139V95H140ZM153 94H154V93H153ZM169 94H170V93H169ZM211 94H212V93H211ZM8 95H7V96H8ZM34 95H35V94H34ZM51 95H52V94H51ZM51 95H50V97H52ZM98 95H100V94H98ZM128 95H129V94H128ZM128 95H126V96H128ZM133 95H134V93H133ZM137 95H138V94H137ZM147 95H148V94H147ZM147 95H146V96H147ZM154 95H155V94H154ZM208 95H209V94H208ZM240 95H241V94H240ZM248 95H249V94H248ZM260 95H258V96H260ZM40 96H41V95H40ZM66 96H67V95H66ZM76 96H77V95H76ZM79 96H80V95H79ZM82 96H83V95H82ZM93 96H94V95H93ZM102 96H103V95H102ZM108 96H109V95H108ZM116 96H117V95H116ZM116 96H115V97H116ZM124 96H125V95H124ZM126 96H125V98H126ZM134 96L136 97V95H134ZM142 96H143V95H142ZM142 96H141V97H142ZM149 96H150V95H148V97H149ZM163 96H164V95H163ZM169 96H170V95H169ZM182 96H183V95H182ZM249 96H250V95H249ZM4 97H5V96H4ZM32 97H34V96H32ZM38 97H39V95H38ZM42 97H44V96H42ZM45 97H46V96H45ZM117 97H118V96H117ZM122 97H123V96H122ZM122 97H120V98H122ZM150 97H151V96H150ZM173 97H174V96H173ZM189 97H190V96H189ZM213 97H214V96H213ZM260 97H261V96H260ZM260 97H259V98H260ZM263 97H264V95H263L261 98L263 99ZM47 98H48V97H47ZM53 98H54V97H53ZM99 98H100V97H99ZM101 98H102V97H101ZM104 98H105V97H104ZM137 98H138V97H137ZM165 98H166V97H165ZM165 98H164V99H165ZM205 98H206V97H205ZM209 98H210V97H209ZM214 98H215V97H214ZM221 98H222V97H221ZM227 98H228V97H227ZM256 98H258V97H256ZM256 98H255V99H256ZM6 99H8V98H6ZM24 99H26V101H25ZM36 99H37V96H36ZM40 99H41V97H40ZM91 99H92V98H91ZM139 99H140V98H139ZM142 99H143V98H142ZM144 99H145V97H144ZM146 99H147V98H146ZM198 99H199V98H198ZM200 99H201V98H200ZM215 99H216V98H215ZM215 99H214V100H215ZM218 99H220V98H218ZM262 99H260V100H262ZM31 100H33V99H31ZM86 100H87V99H86ZM93 100H94V99H93ZM107 100H108V99H107ZM153 100H154V99H153ZM175 100H176V99H175ZM184 100H185V99H184ZM212 100H213V99H212ZM221 100H222V99H221ZM224 100H225V99H224ZM238 100H239V99H238ZM252 100H253V99H252ZM33 101H34V100H33ZM33 101H32V102H33ZM44 101H45V100H44ZM50 101H51V99H50ZM143 101H144V100H143ZM148 101H150V100L148 99ZM185 101H186V100H185ZM204 101H205V100H204ZM216 101H217V100H216ZM216 101H215V102H216ZM42 102H43V101H42ZM51 102H52V101H51ZM58 102H59V101H58ZM94 102H95V100H94ZM193 102H194V101H193ZM215 102H214V103H215ZM217 102H218V101H217ZM217 102H216V104H217ZM219 102H220V101H219ZM221 102L223 103V101H221ZM242 102H243V101H242ZM256 102H257V101H256ZM262 102H264V101H262ZM28 103H29V102H28ZM34 103H35V101H34ZM60 103H61V105H63V102H60ZM96 103H97V101H96ZM107 103H108V102H107ZM210 103H211V102H210ZM212 103H213V102H212ZM232 103H233V102H232ZM232 103H231V104H232ZM257 103H258V102H257ZM260 103H261V102H260ZM10 104H11V103H10ZM29 104H31V103H29ZM58 104H59V103H58ZM73 104H74V103H73ZM123 104H124V103H123ZM183 104H184V103H183ZM185 104H186V103H185ZM229 104H230V103H229ZM234 104H235V103H234ZM234 104H233V105H234ZM254 104H255V101H254ZM258 104H259V103H258ZM11 105H12V104H11ZM23 105H24L25 107H24ZM39 105H40V104H39ZM102 105H103V104H102ZM105 105H107V104H105ZM151 105H152V104H151ZM202 105H204V104H202ZM219 105H221V104H219ZM260 105H261V104H260ZM260 105H259V106H260ZM6 106H7V105H6ZM64 106H65V105H64ZM135 106H136V105H135ZM183 106H184V105H183ZM205 106H206V105H205ZM207 106H208V105H207ZM227 106H228V105H227ZM234 106H235V105H234ZM237 106H238V105H237ZM244 106H245V105H244ZM248 106H249V105H248ZM256 106H258V105H256ZM262 106H263V105H262ZM8 107H9V106H8ZM44 107H45V105H44ZM60 107H61V106H60ZM72 107H73V106H72ZM72 107H71V108H72ZM79 107H80V106H79ZM86 107H87V106H86ZM103 107H104V106H103ZM103 107H102V108H103ZM212 107H213V106H212ZM215 107H216V106H215ZM230 107H231V106H230ZM241 107H242V105H241ZM246 107H247V106H246ZM250 107H251V105H250ZM64 108H65V107H64ZM81 108H82V107H81ZM95 108H96L95 106H94V107H91L92 110H95ZM203 108H204V107H203ZM210 108H211V107H210ZM218 108H219V107H218ZM244 108H245V107H244ZM244 108H243V110H244ZM255 108H256V107H255ZM255 108H254V109H255ZM259 108L261 109L262 107H257V108L254 110V109H253V106H252V108L247 107V109L245 108V110H247L246 112L249 113V112H248V109H249V110H250V109H253L254 111L250 110V115L253 116V114H251V112H252V113L254 112V116H255V118H256V116H257L258 114L261 115V113H262V115L259 116V117H261V118L264 119V117H263V116H264V113H263V112H264V108H262L263 110L261 109L263 112L260 110L261 113H260L259 110H258ZM11 109H12V108H11ZM54 109H55V108H54ZM58 109H59V108H58ZM100 109H101V108H100ZM183 109H184V108H183ZM215 109H216V108H215ZM230 109L232 110V107H231ZM230 109H229V106H228V110H230ZM237 109H238V108H237ZM237 109H236V111H235V112H238V113H237V114H238L237 117L240 116V115H239L240 113H244V112H245V111H242L241 108H239L240 110H238V111H237ZM41 110H42V109H41ZM41 110H40V111H41ZM46 110H47V109H46ZM65 110H67V109H65ZM68 110H69V109H68ZM81 110H82V109H81ZM194 110H195V109H194ZM204 110H205V109H204ZM257 110H258V111H257ZM22 111H21V112H22ZM42 111H43V110H42ZM95 111H96V110H95ZM106 111H107V110H106ZM121 111H122V110H121ZM124 111H125V110H124ZM124 111H123V112H124ZM162 111H163V110H162ZM240 111H241V112H240ZM255 111H257L258 113H256ZM96 112H97V111H96ZM174 112H175V111H174ZM225 112H226V111H225ZM227 112L229 113L230 111H227ZM231 112H232V111H231ZM239 112H240V113H239ZM246 112H245V114H246ZM41 113H43V112H41ZM64 113H65V112H64ZM99 113H100V111H99ZM113 113H114V112H113ZM157 113H158V112H157ZM223 113H224V112H223ZM255 113H256L257 115H255ZM72 114H73V113H72ZM100 114H101V113H100ZM100 114H99V115H100ZM245 114H242V115H245ZM20 115H21V114H20ZM47 115H48V114H47ZM89 115H90V114H89ZM89 115H88V116H89ZM152 115H153V114H152ZM219 115H220V114H219ZM229 115H230V114H229ZM242 115H241V116H242ZM247 115H248V114H247ZM33 116H34V115H33ZM41 116H42V115H41ZM50 116H51V115H50ZM56 116H57V115H56ZM126 116H127V113H126ZM149 116H150V115H149ZM225 116H226V115H225ZM230 116H231V115H230ZM63 117H64V116H63ZM69 117H71V116H69ZM99 117H101V118H103L104 120H107V121H108L107 116H103V115L101 114ZM233 117H234V116H233ZM244 117L248 118V119L250 120V122H251V119H252V118H253L252 120L255 119L254 117H251V116H249V117H248V116H243V117H241V119L244 118ZM250 117H251V118H250ZM259 117L257 116V118H259ZM25 118H26V117H25ZM27 118H28V117H27ZM59 118H60V117H59ZM66 118H67V117H66ZM95 118H96V117H95ZM161 118H162V117H161ZM226 118H227V117H226ZM246 118H245V119H246ZM257 118H256L255 120H257ZM30 119H31V118H30ZM32 119H33V122H32L33 125H34V124H36V126H37V125H38V126H41V125H42V124H41L42 121H40V119H39L37 116H36V117H33ZM42 119H43V118H42ZM55 119H56V118H55ZM68 119H69V118H68ZM98 119H99V118H98ZM120 119H121V118H120ZM124 119H125V118H124ZM231 119H232V118H231ZM263 119H261V121H262ZM28 120H29V119H28ZM64 120H65V119H64ZM85 120H86V119H85ZM89 120H90V119H89ZM93 120H94V118H93ZM125 120H126V119H125ZM160 120H161V119H160ZM227 120H228V119H227ZM232 120H235V117H234V119H232ZM232 120H231V121H232ZM246 120H247V119H246ZM246 120H245V122H244L243 119H242V122H244V123H240V122H241L240 119L237 118V121H239V123H240V124H243V125L246 124V123H248V122H247L248 120H247V121H246ZM258 120H259V122H261L260 119H258ZM79 121H81V120H79ZM154 121H155V120H154ZM229 121H230V120H229ZM235 121H236V120H235ZM237 121H236V122H237ZM49 122H50V121H49ZM76 122H77V120H76ZM96 122H97V121H96ZM164 122H166V121H164ZM225 122H226V121H225ZM227 122H228V121H227ZM250 122H249V123H250ZM252 122H255V121H252ZM259 122H258V123H259ZM50 123H51V122H50ZM87 123H89V122H87ZM92 123H93V122H92ZM105 123H106V121H105ZM130 123H131V122H130ZM141 123H142V122H141ZM158 123H159V122H158ZM233 123H234V124H237V123H235L234 121H233ZM249 123H248V125H249ZM255 123H257V122H255ZM261 123H263V125L261 124V125H262L261 128H263V126H264V122H261ZM40 124H41V125H40ZM95 124H96V123H95ZM165 124H166V123H165ZM223 124H224V123H223ZM259 124H260V123H259ZM45 125H46V124H45ZM49 125H50V124H49ZM49 125H48V128L45 129V131L47 130L48 133H50V132L52 131L51 128H50V126H51L52 124H51L50 126H49ZM53 125H54V124H53ZM53 125H52V126H53ZM87 125H90V124H87ZM87 125H86V126H87ZM91 125H93V124H91ZM139 125H140V124H139ZM156 125H157V123H156ZM215 125H216V124H215ZM220 125H221V124H220ZM228 125H229V124H228ZM232 125H233V124H232ZM246 125H247V124H246ZM246 125H245V126H246ZM34 126H35V125H34ZM42 126L44 127V124H43ZM57 126H58V125H57ZM218 126H219V125H218ZM259 126H260V125H259ZM88 127H89V126H88ZM88 127H87V128H88ZM105 127H106V126H105ZM144 127H145V126H144ZM159 127H160V126H159ZM238 127H239V125L236 126V128H238ZM241 127H242V125H240V127H239L240 129H236V130H234V129H235V127H234L233 131H229V128H228V131H225V130H227V129H225V130L223 129V132L219 129L221 132H219V131L217 132V130H216V133H215V132L212 133V134L209 133V134L211 135V136H210V135H209V136L211 137L210 139H212V140H211L212 142H216V141H217L216 139H218L219 137H222V138L224 137V139H227V138L231 137V142H233L234 140H235V143H236V141H240L239 143L242 142L243 144H246V145H247V144H248V145L250 144V147H252V146H251V144H252V145H255V147H257L258 149H260L261 151L264 152V135H263L264 132L262 133V131H263L264 129H261V128H260L261 130H260V133H259V130H258L257 128H256V129H257L256 131H258V132L251 131V128L249 127V129H248L247 126H246L247 128L244 127V126H243L244 128H241ZM44 128H45V127H44ZM55 128H56V127H55ZM69 128H70V127H69ZM72 128H73V127H72ZM96 128H97V127H96ZM203 128H204V127H203ZM220 128H221V127H220ZM41 129H42V128H41ZM53 129H54V128H53ZM57 129H58V127H57ZM124 129H125V128H124ZM149 129H150V128H149ZM193 129H194V128H193ZM197 129H198V128H197ZM211 129H212V128H211ZM63 130H65V129H63ZM186 130H187V128H186ZM47 131H46V132H47ZM53 131H54V130H53ZM58 131H59V130H58ZM58 131H57V133H58ZM60 131H61V130H60ZM67 131H68V130H67ZM67 131H66V132H67ZM128 131H129V130H128ZM158 131H159V130H158ZM213 131H214V130H213ZM42 132H43V131H42ZM55 132H56V131H55ZM68 132H69V131H68ZM187 132H188V130H187ZM209 132H210V131H209ZM211 132H212V131H211ZM94 133H95V132H94ZM42 134H43V133H42ZM65 134H67V133H65ZM68 134H69V133H68ZM70 134H71V133H70ZM70 134H69V135H70ZM84 134H85V133H84ZM84 134H83V136H84ZM112 134H113V133H112ZM165 134H166V133H165ZM173 134H174V133H173ZM177 134H178V133H177ZM181 134H182V133H181ZM206 134H207V133H202V131H200V130H195V129H194V130L189 131L187 136H190V137H193V138H194V137H199V138H200L201 136L206 135ZM48 135H49V134H48ZM54 135H57V134L54 133ZM54 135H52V137H53ZM79 135H80V134H79ZM138 135H139V136H142L143 138H144V137H146V138H152V137L155 136V133H154V131H151V130H142V131H140V133H139ZM49 136H51V135H49ZM57 136H60V135H57ZM70 136H71V135H70ZM86 136H87V135H86ZM136 136H137V135H136ZM180 136H181V135H180ZM184 136H185V135H184ZM207 136H208V134H207ZM55 137H56V136H55ZM55 137H54V138H55ZM63 137H64V136H63ZM72 137H73V136H72ZM172 137H173V136H172ZM216 137H218V138H216ZM226 137H227V138H226ZM49 138H51V137H49ZM49 138H48V139H49ZM59 138H60V137H59ZM83 138H84V137H83ZM93 138H95V137H93ZM96 138H97V137H96ZM133 138H134V137H133ZM164 138H165V137H164ZM199 138H198V139H199ZM214 138H216V139H214ZM55 139H56V138H55ZM62 139H63V138H62ZM91 139H92V138H91ZM135 139H136V138H135ZM166 139H167V138H166ZM191 139H192V138H191ZM191 139H190V140H191ZM229 139H230V138H229ZM52 140H53V139H52ZM72 140H74V139H72ZM142 140H143V139H142ZM146 140H147V139H146ZM153 140H154V139H153ZM156 140H158V139H156ZM156 140H155V141H156ZM159 140H160V139H159ZM186 140H187V138H186ZM214 140H216V141H214ZM75 141H76V140H75ZM148 141H149V140H148ZM160 141H161V140H160ZM195 141H197V139H196ZM206 141H207V140H206ZM211 141H209V142H211ZM227 141H229V140H227ZM60 142H62V141H60ZM149 142H150V141H149ZM151 142H152V141H151ZM200 142H201V140H200ZM207 142H208V141H207ZM209 142H208V143H209ZM231 142H230V143H231ZM75 143H77V142H75ZM79 143H80V142H79ZM87 143H88V142H87ZM93 143H94V142H93ZM122 143H123V142H122ZM154 143H155V142H154ZM154 143H153V144H154ZM185 143H186V142H185ZM60 144L63 145V142L60 143ZM149 144H150V143H149ZM151 144H152V143H151ZM153 144H152V145H153ZM156 144H157V143H156ZM187 144H188V143H187ZM190 144H191V143H190ZM214 144H215V143H214ZM217 144H218V143H217ZM222 144H223V143H222ZM157 145H159V144H157ZM164 145H165V144H164ZM225 145H226V143H225ZM229 145H230V144H229ZM58 146H59V145H58ZM64 146H65V145H64ZM64 146H63V147H64ZM206 146H207V145H206ZM214 146H215V145H214ZM214 146H213V147H214ZM226 146H227V145H226ZM236 146H237V145H236ZM242 146H243V145H242ZM53 147H54V146H53ZM53 147H52V148H53ZM154 147H155V145H154ZM154 147H153V148H154ZM200 147H201V146H200ZM213 147H212V148H213ZM155 148H156V147H155ZM157 148H158V147H157ZM162 148H163V147H161L160 150H162ZM190 148H191V147H190ZM210 148H211V147H210ZM238 148H239V147H238ZM245 148H246V147H245ZM248 148H249V146H248ZM253 148H254V147H253ZM54 149H55V148H54ZM64 149H65V148H64ZM164 149H165V146H164ZM194 149H196V147H195ZM214 149H215V148H214ZM224 149H226V148H224ZM227 149H228V147H227ZM231 149H234V148H231ZM231 149H230V150H231ZM249 149H250V148H249ZM258 149H256V151H257ZM59 150H60V149H59ZM59 150H58V151H59ZM156 150H157V149H156ZM191 150H192V149H191ZM235 150H237V149H235ZM235 150H233V151H235ZM241 150H242V149H241ZM245 150H246V149H245ZM163 151H164V150H163ZM213 151H214V150H213ZM218 151H219V150H218ZM224 151H225V150H224ZM224 151H223V152H224ZM228 151H229V150H228ZM228 151H227V152H228ZM233 151H231V152H233ZM237 151H238V150H237ZM242 151H243V150H242ZM242 151H241V152H242ZM249 151H251V150H249ZM258 151H259V150H258ZM59 152H60V151H59ZM156 152H157V151H156ZM231 152H229V153H231ZM259 152H260V151H259ZM259 152H258V153H259ZM32 153H33V152H32ZM252 153H253V152H252ZM252 153H251V154H252ZM206 154H207V153H206ZM248 154H249V153H248ZM248 154H247V155H248ZM256 154H257V153H256ZM261 154H262V152H261ZM68 155H69V154H68ZM209 155H210V154H209ZM252 155H253V154H252ZM249 156H250V155H249ZM256 156H257V155H256ZM34 157H35V156H34ZM211 157H212V155H211ZM215 157H216V156H215ZM233 157H234V156H233ZM236 157H237V156H236ZM250 157H251V158H252V157L254 158L255 155H254V156H250ZM250 157H249V158H250ZM225 158H226V157H225ZM243 158H244V157H243ZM243 158H242V159H243ZM226 159H228V158H226ZM256 159H257V157H256ZM238 161H239V160H238ZM245 161H246V160H245ZM251 161H252V160H251ZM257 161H258V160H257ZM257 161H256V162H257ZM248 162H249V161H248ZM244 163H245V162H244ZM254 163H255V161H254ZM258 163H259V162H258ZM258 163H257V164H258ZM261 165H263V164L261 163ZM261 165H260V166H261ZM241 166H242V165H241ZM253 166H254V165H253ZM255 166H256V165H255ZM260 166H259V167H260ZM251 167H252V166H251ZM262 167H263V166H262ZM258 169H259V168H258ZM260 169H261V168H260ZM260 171H261V170H260ZM1 172H2V170H1ZM250 172H251V171H250ZM255 172H256V171H255ZM258 173H259V172H258ZM5 174H6V173H5ZM7 174H8V173H7ZM7 174H6V175H7ZM29 174H30V173H29ZM260 174L262 175L263 173L260 172ZM14 175H15V174H14ZM257 175H258V174H257ZM261 175H260V176H261ZM9 176H11V175H9ZM262 176H263V175H262ZM3 177H4V175H3ZM19 178H20V177H19ZM31 178H32V177H31ZM37 179H38V178H37ZM39 179H40V178H39ZM13 180H14V179H13ZM28 180H29V179H28ZM5 181H6V180H5ZM43 181H44V180H43ZM40 182H41V180H40ZM51 182H52V181H51ZM52 183H53V182H52ZM4 184H5V183H4ZM6 185H7V184H6ZM1 186H2V185H1ZM8 187H9V186H8ZM82 187H83V186H82ZM52 188H53V187H52ZM85 189H86V188H85ZM78 191H79V190H78ZM76 192H77V191H76ZM0 193H1V191H0ZM8 193H9V192H8ZM8 193H7V194H8ZM12 193H13V192H12ZM41 194H42V193H41ZM75 194H76V193H75ZM4 195H5V194H4ZM8 196H9V195H8ZM79 196H80V195H79ZM3 197H4V196H3ZM7 198H9V197H7ZM102 199H103V198H102ZM5 200H6V199H5ZM9 201H10V200H9ZM46 201H47V200H46ZM61 202H62V201H61ZM82 202H83V201H82ZM85 202H86V201H85ZM95 202H97V201H95ZM58 203H59V202H58ZM1 204H2V203H1ZM73 204H74V203H73ZM95 204H96V203H95ZM50 205H51V204H50ZM54 205H56V204H54ZM33 206H34V205H33ZM61 206H62V205H61ZM63 206H64V205H63ZM6 207H7V206H6ZM12 207H13V206H12ZM15 207H16V206H15ZM64 207H65V206H64ZM66 207H67V205H66ZM8 208H9V207H8ZM31 208H32V207H31ZM2 209H3V208H2ZM5 209H6V208H5ZM11 209H12V208H11ZM16 209H17V208H16ZM96 210H97V209H96ZM56 211H57V210H56ZM6 212H7V211H6ZM27 212H28V211H27ZM57 212H59V211H57ZM4 213H5V212H4ZM15 213H16V212H15ZM60 213H61V212H60ZM62 213H63V211H62ZM73 213H74V212H73ZM10 214H11V213H10ZM19 214H20V213H19ZM19 214H18V215H19ZM24 214H25V213H24ZM42 214H43V212H42ZM46 214H47V213H46ZM64 214H65V213H64ZM18 215H17V217H18ZM37 215H38V214H37ZM61 215H62V214H61ZM4 216H5V215H4ZM12 216H13V215H12ZM9 217H10V216H9ZM25 217H26V216H25ZM60 217H61V216H60ZM67 217H68V216H67ZM20 218H21V215H20ZM35 218H36V217H35ZM35 218H34V219H35ZM62 218H63V217H62ZM4 219H5V218H4ZM49 219H50V218H49ZM63 219H64V218H63ZM67 219H68V218H67ZM13 220H14V219H13ZM15 220H16V218H15ZM65 220H66V219H65ZM70 220H71V219H70ZM51 221H52V220H51ZM54 221H55V220H54ZM73 221H74V220H73ZM25 222H26V221H25ZM49 222H50V220H49ZM77 222H78V221H77ZM140 222H141V221H140ZM154 222H155V221H154ZM18 223H19V222H18ZM44 223H45V222H44ZM59 223H60V222H59ZM71 223H72V222H71ZM71 223H70V225H71ZM74 223H75V222H74ZM51 224H52V223H51ZM44 225H45V224H44ZM61 225H62V224H61ZM66 225H67V224H66ZM68 226H69V225H68ZM73 226H74V225H73ZM75 226H77V225H75ZM81 226H82V225H81ZM84 226H85V225H84ZM7 227H8V226H7ZM7 227H6V228H7ZM28 227H29V226H28ZM51 227H52V226H51ZM61 227H62V226H61ZM10 228H13V227H10ZM21 228H22V227H21ZM75 228H76V227H75ZM16 229H17V227H16ZM49 229H50V228H49ZM63 229H64V228H63ZM65 229H66V228H65ZM65 229H64V230H65ZM4 230H5V229H4ZM11 230H12V229H11ZM22 230H24V229H22ZM30 230H31V229H30ZM33 230H34V229H33ZM38 230H39V229H38ZM64 230H63V231H64ZM66 230H67V229H66ZM66 230H65V231H66ZM70 230H72V229H70ZM2 231H3V230H2ZM51 231H52V230H51ZM75 231H76V230H75ZM79 231H80V230H79ZM89 231H90V230H89ZM91 231H92V230H91ZM240 231H241V230H240ZM0 232H1V231H0ZM13 232H14V231H13ZM67 232H68V231H67ZM71 232H73V230H72ZM20 233H21V232H20ZM63 233H65V232H63ZM75 233H76V232H75ZM86 233H87V232H86ZM97 233H98V232H97ZM30 234H31V233H30ZM72 234H73V233H72ZM239 234H240V233H239ZM6 235H7V234H6ZM17 235H18V234H17ZM24 235H27V234L24 233ZM24 235H23V236H24ZM64 235H65V234H64ZM64 235H63V236H64ZM81 235H83V234H81ZM89 235H90V234H89ZM113 235H114V234H113ZM1 236H2V235H1ZM3 236H4V235H3ZM13 236H14V235H13ZM29 236H32V235H29ZM63 236H61V237H63ZM66 236H67V234H66ZM18 237H19V236H18ZM20 237H21V235H20ZM27 237H28V236H27ZM69 237H70V235H69ZM82 237H83V236H82ZM85 237H86V236H85ZM103 237H104V236H103ZM115 237H116V236H115ZM231 237H232V236H231ZM25 238H26V237H25ZM30 238H31V237H30ZM35 238H36V237H35ZM38 238H39V237H38ZM80 238H81V237H80ZM93 238H94V237H93ZM8 239H10V238H8ZM11 239H12V238H11ZM77 239H78V238H76V240H77ZM83 239H84V238H83ZM239 239H240V238H239ZM6 240H7V237H6ZM6 240H5V243H6ZM20 240H21V239H20ZM29 240H30V239H29ZM31 240H32V239H31ZM39 240H40V239H39ZM235 240H236V239H234V241H235ZM16 241H17V240H16ZM16 241H14V242H16ZM33 241H34V240H33ZM77 241H78V240H77ZM93 241H94V240H93ZM115 241H116V240H115ZM232 241H233V240H232ZM1 242H2V240H1ZM3 242H4V240H3ZM7 242H9V241H7ZM28 242H29V241H28ZM38 242H39V241H38ZM120 242H121V241H120ZM226 242H227V241H226ZM5 243H4V244H5ZM12 243H13V241H12ZM26 243H27V242H26ZM31 243H33V242H31ZM40 243H41V242H40ZM43 243H45V242H43ZM43 243H42V244H43ZM50 243H51V242H50ZM81 243H82V242H81ZM108 243H109V242H108ZM131 243H132V242H131ZM228 243H229V242H228ZM10 244H11V243H10ZM15 244H16V243H15ZM74 244H75V243H74ZM95 244H96V243H95ZM112 244H113V243H112ZM114 244H115V242H114ZM16 245H18V243H17ZM22 245H23V244H21V246H22ZM43 245H44V244H43ZM45 245H46V244H45ZM86 245H87V244H86ZM208 245H209V244H208ZM226 245H227V244H226ZM231 245H232V244H231ZM6 246H7V244H6ZM23 246H24V245H23ZM23 246H22V247H23ZM61 246H62V245H61ZM88 246H89V245H88ZM109 246H110V245H109ZM117 246H118V245H117ZM10 247H11V246H10ZM17 247H18V246H17ZM17 247H16V248H17ZM27 247H29V246H27ZM27 247H26V248H27ZM43 247H44V246H43ZM45 247H46V246H45ZM58 247H59V246H58ZM118 247H119V246H118ZM190 247H193V246H190ZM215 247H216V246H215ZM231 247H233V246H231ZM3 248H4V247H3ZM24 248H25V247H24ZM30 248H32V247H30ZM41 248H42V247H41ZM48 248H49V246H48ZM53 248H54V247H53ZM69 248H70V247H69ZM180 248H181V247H180ZM221 248H222V247H221ZM19 249H20V248H19ZM49 249H50V248H49ZM92 249H93V248H92ZM142 249H143V248H142ZM144 249H145V248H144ZM183 249H184V248H183ZM192 249H193V248H192ZM208 249H209V248H208ZM218 249H219V248H218ZM27 250H30V249H27ZM36 250H37V249H36V247H35V250H34L35 253H36ZM56 250H57V249H56ZM4 251H5V250H4ZM12 251H14V250H12ZM25 251H26V250H25ZM47 251H48V250H47ZM47 251H46V252H47ZM51 251H52V250H51ZM54 251H55V248H54ZM66 251H67V250H66ZM68 251H69V250H68ZM79 251H80V250H79ZM118 251H120V250L118 249ZM144 251H145V250H144ZM211 251H212V250H211ZM231 251H232V249H231ZM29 252H30V251H29ZM37 252H38V251H37ZM42 252H43V250H42ZM46 252H45V253H46ZM49 252H50V251H49ZM52 252H53V251H52ZM52 252H51V254H53ZM55 252H56V251H55ZM64 252H65V251H64ZM69 252H70V251H69ZM72 252H73V251H72ZM114 252H115V251H114ZM123 252H124V251H123ZM186 252H187V251H186ZM1 253H2V252H1ZM33 253H34V252H33ZM45 253H44V254H45ZM47 253H48V252H47ZM57 253H58V252H57ZM57 253H56V254H57ZM78 253H79V252H78ZM5 254H6V252H5ZM30 254H31V253H30ZM48 254H49V253H48ZM54 254H55V253H54ZM60 254H61V253H60ZM100 254H101V253H100ZM184 254H185V253H184ZM0 255H1V254H0ZM9 255H10V254H9ZM40 255H41V253H40ZM69 255H70V254H69ZM85 255H86V254H85ZM87 255H88V254H87ZM92 255H93V254H92ZM118 255H120V254H118ZM218 255H219V254H218ZM2 256H3V254H2ZM2 256H1V258H2ZM4 256H5V255H4ZM11 256H12V255H11ZM11 256H10V257H11ZM13 256H14V255H13ZM42 256H43V255H42ZM42 256H41V257H42ZM45 256H46V255H45ZM45 256H43V257H44V259H46L45 261H47L48 259H47V257H45ZM47 256H48V255H47ZM53 256H54V255H53ZM60 256H61V255H60ZM66 256H67V255H66ZM71 256H72V255H71ZM81 256H82V255H81ZM189 256H190V255H189ZM191 256H192V255H191ZM51 257H52V256H51ZM64 257H65V256H64ZM69 257H70V256H69ZM120 257H121V256H120ZM5 258H7V257H5ZM22 258H23V257H22ZM73 258H74V257H73ZM75 258H76V257H75ZM135 258H136V257H135ZM138 258H139V257H138ZM143 258H144V257H143ZM11 259H13V258H11ZM20 259H21V258H20ZM35 259H36V258H35ZM42 259H43V258H42ZM42 259H41V260H42ZM57 259H59V258L57 257L56 260H57ZM102 259H103V258H102ZM104 259H105V258H104ZM107 259H108V258H107ZM113 259H114V258H113ZM1 260H2V259H1ZM1 260H0V261H1ZM6 260H8V259H6ZM25 260H26V259H25ZM28 260H29V259H28ZM28 260H27V261H28ZM49 260H51V258H49ZM56 260H55V261H56ZM66 260H67V259H66ZM70 260H71V259H70ZM81 260H82V258H81ZM95 260H96V259H95ZM109 260H110V259H109ZM129 260H130V259H129ZM148 260H149V259H148ZM191 260H192V259H191ZM193 260H194V259H193ZM227 260H228V259H227ZM8 261H9V260H8ZM8 261H7V262H8ZM18 261H19V260H18ZM18 261H17V262H18ZM43 261H44V260H43ZM53 261H54V260H53ZM59 261L61 262V260H59ZM79 261H80V260H79ZM92 261H93V260H92ZM92 261H91L90 258H89V263H90V262L93 263ZM98 261H99V260H98ZM146 261H147V260H146ZM174 261H175V260H174ZM2 262H3V260H2ZM2 262H1V264H2ZM10 262H11V264H12V260H11ZM22 262H23V261H22ZM24 262H25V261H24ZM38 262H39V260H38ZM51 262H52V261H51ZM64 262H65V261H64ZM148 262H149V261H148ZM4 263H6V262H4ZM13 263H14V262H13ZM28 263H30V262H28ZM28 263H27V264H28ZM40 263H41V261H40ZM47 263H48V261H47ZM49 263H50V262H49ZM49 263H48V264H49ZM56 263L58 264L57 261H56ZM65 263H66V262H65ZM72 263H73V261H72ZM75 263H76V261H75ZM100 263L103 264V261L100 262ZM108 263H109V262H108ZM158 263H159V262H158ZM9 264H10V263H9ZM18 264H20V262H18ZM44 264H46V263H44ZM59 264H61V263H59ZM63 264H64V263H63ZM78 264H79V262H78ZM96 264H98V263H96ZM118 264H119V263H118ZM151 264H153V263H151ZM167 264H168V263H167Z\"/></svg>","mask_w":264,"mask_h":264}]
</instances>
